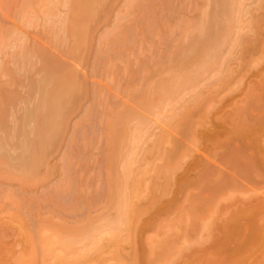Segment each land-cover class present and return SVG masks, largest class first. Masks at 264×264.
<instances>
[{"label":"rangeland","instance_id":"1","mask_svg":"<svg viewBox=\"0 0 264 264\" xmlns=\"http://www.w3.org/2000/svg\"><path fill=\"white\" fill-rule=\"evenodd\" d=\"M36 1L37 0H31V1L30 0H0V48L3 46V49L2 48L0 49V52L3 53V54L0 53V64H1L0 68H1V70L5 69V70H3V73L0 72V85L2 87V83L4 84L6 81H7V83L9 82V86L12 87L9 90L11 92H14V93L17 92V91H18V93L20 92V94H18V96H19L18 99H20V100H22L24 98V95H25V99H23V101L24 100H27L28 103H29V101H31L32 103H35V101L32 98V96L34 97L35 94L37 96V93H36L37 91H33V89H32L33 87H31V85H32V83L39 84L41 82V78H42L41 77V74L44 73L43 71H45V70H42V68H41V72L42 73L40 74V70L39 69L42 66L41 65L42 61L41 62L39 61L40 60V57L38 58V56L41 53L38 54L39 52H37L38 56L36 54V55H34L35 57H33V51H34V54H35V50L34 49H36V51H37V48H38L37 46L38 45L40 46V44H42L41 47H44V48H42V50L41 49H39V50L43 51V53L45 55L43 57H41V60H45L44 59L45 57H48L47 59H49L50 57L52 58V56H54L53 57V60L55 58V62L58 63V61H56V59H57L56 56L58 57L59 62H60V60L64 62L66 60V58L63 57V56L66 55V57H68V55L70 54L68 52V50L70 49L69 47H71L72 44H73V38H72V41H71V37L72 36L69 33V31L67 30L69 28L68 26H69V23L70 22H68V23L66 22V25H64V26L67 27V28H65L66 29V31H65L66 33L63 31V33H65V34H63V36H62L63 37L62 39L64 41L62 43L65 44L66 43L65 42L66 40L68 41V43H67V45L66 44L65 45L63 44L62 45L63 48L62 47L61 48H62V51L63 52H68L69 54L67 55L66 53H63L64 55L63 54L61 55L62 52H60V55L62 57L59 56L58 49L56 47L57 53H58L56 55V53H55L54 50H56L55 49V45H56V41L57 40L55 41V44L54 45L52 44L53 41H51V42L50 41H47L48 39L51 40V36H50L51 33H49V34L47 33L51 29L49 30V27H48L49 24H48V22L45 21V20H47V17H50V16H51L50 17V20H54L55 21V25H57L56 24V21L58 23L60 20H62V23H63L67 19V17H69V19H67V21L70 20V14L68 16V13H67V11L68 12H69V10L71 11V7H69L70 5L67 4V6H64L66 3H64L62 1H65V0H60V2H58L59 4L58 3H57L58 5L56 4L57 6L54 4L55 5V8L54 7L53 8L56 11L53 10V12L51 13V15H48L47 16L48 13H47V11H46V9L44 7L45 6L44 5V2L45 1L44 0H39L37 2ZM42 1H44L43 2V5L40 3ZM127 1L128 0H115V2L113 3L114 5L111 6L112 8L110 7L109 9L102 11L103 15L100 16L102 20H100L99 23L97 22L98 24L96 23L95 27H94V24L95 23H93V27H94L93 29H92V24H91V26H90V34L91 35L89 34L88 37H89V39L91 38V40H92L91 41L92 43L89 41L90 42V48L92 50L90 48H89L88 51L86 50L89 47V44H87L88 47H86L84 50H82L84 56L86 54V58L84 57V59L86 60V63H85V60L84 59L83 60L81 59L83 56L80 57V58H78L80 60L79 62H81V60H82V63L84 65L82 63L81 64L83 65L84 68L81 67L82 65L80 66V64H77V67L78 68L76 67V69H75L76 72H77V69H78L77 74H78V76L81 77V78L80 77L79 78L83 80V81L82 80L81 81L84 82L86 86L92 85L93 83H94L93 85L96 84L95 85L96 87H97V85L100 86V88H99V86H98V88L101 89V90H103L104 96L106 97L105 104L107 103V100H108L107 105H108V108L109 109H110L111 104L113 106H115L119 110H120L121 106H123L122 107V110H123L124 105H125V107H128L129 106V108L134 107L135 106L134 104L131 105V103H132V100L131 99H129V103L128 102L125 103L126 101H128L127 99H124L125 97L127 98V96L125 95L123 97L122 94H124V93H121L122 90L124 89L123 87L124 86L127 87V83L129 82V78H127V77H129V74L130 73L132 74V73L136 72L137 69H139L141 67L140 65H142L143 62L145 63V59L147 57H149L147 59H150V57H151V59L149 60V62L151 61L150 62V66H152L151 65L152 62H155V63H152V64H156V62H158V61L160 62L161 61L160 59L162 58L161 55H163V54L165 55L169 51V49H171V47L173 48V46L175 47L176 45L179 44L178 43L179 41H177V40L179 38L181 39V37H182L181 36L182 33H181V30L180 29L178 31L177 30L174 31L175 34L171 35L173 37V38H171L172 40L173 39L175 40V38H176L175 41L173 40V43L171 44L172 46L169 45L171 43V41L164 44V40L162 38H159L160 36L163 35L162 32H163V30L165 28L164 26H165L166 23H168L169 26L170 25H172V26L173 25H177V23H179L180 21L181 22H185V21L186 22L187 21L191 22L192 21V22H196V23H197V21H199V22H202V24H203L204 20H207V18L210 17L209 12H211L212 13L211 16L214 17V14H213L214 11L212 10L214 8V6H215V9H214L215 12H216V8H217V10L219 12V10H220L219 9V6H221L220 7L221 8V11L220 12H222V11L224 12V10H227L225 12H228V10L229 11L232 10V9H229L230 6H231V4H233V5L235 4V7L237 6L236 7L237 9L238 8H242L244 10V7H245V10L246 11L248 10V12H247L248 15L247 14L246 15L243 14L244 12H242L241 9L240 10L238 9V12H236L237 9L235 7L233 8L231 6L234 9V13L233 12H229V14H227V15L232 16V18H234V20L232 19L234 21L233 27L234 28L236 27V29H234L233 27L230 29L231 26L228 29L226 27L227 25L222 24L224 17L226 19V13L224 14L222 12V14H220V13L217 12L218 13L217 15L220 14L219 15L220 18H218V16L216 15V18H213V19H217V20L220 19V20H222V22L220 21L221 23L218 21L219 23L217 24L218 26H216V27L219 28L220 27L219 24H222V27L224 25L227 28V29L226 28H224V29L225 30H228V32L226 31L228 34L225 33L227 36L229 35V37H226V42H228V44L225 41H221L220 42L221 47L219 46L220 48L219 47L217 48L218 51L217 50L214 51V55H215V52H218L216 54V55L219 54L218 57H216V55H215L216 59L214 57V61L211 60V62H210V60L209 61L207 60L209 63H206L205 62L207 64L206 67H208V69L203 65V68H201V72L200 73H201V75L202 74H204V75L201 76L199 74V77L197 78V81H196V78H194V81H193L192 84H190V86L188 85L187 88L185 87V88L179 90L178 92H176L174 95L169 96L168 97V99H169L168 102L165 101V99H167V98L164 99L165 102L163 101V99L162 100H156L155 101L154 107L156 106L157 109L154 108L153 111L155 112V110H156V111L160 112L161 115H163L162 117H164L166 119V123L165 124L162 123L163 121L162 122L159 121L160 119L157 118V115L156 114L154 116L153 115H150V114H146V116L143 117L144 120L143 121L142 120L140 121L142 123V122H144L146 120L145 121L146 124H144V125L141 124L143 127L148 124L145 127V129H144L145 132H147L146 131L147 128H149V129H148V133H146L147 135L145 134V132H144V135H142V138H141L142 140L141 141L143 142V140H144V142L143 143H140V144H142L141 145L142 146L141 149L138 150V148H136L138 145H140L137 141H136L137 143H135V145L132 143L133 146H135L133 148V150H135V149L137 150V151L135 150L136 151L135 153L137 154L138 151H139V154H140V155L139 154L138 155H135V158L136 159H135V163H134L135 165L137 164V167H138L137 169H139L138 171H140V170L142 171L144 169L147 170L145 168L146 166H147L148 170H150L151 167L153 168L157 164L158 165L161 164V163H162L161 165H163V163L165 164V162H163V160L158 159L159 160L158 161L156 159L159 156L157 155L158 153H157L156 148H155L156 146L154 147V145L156 143V140L161 135H163V134H165V135L167 134L166 136L168 138L169 137H172V138H170L171 141L169 140L170 143L168 142L169 145L168 144L165 145V149L168 148L166 150H167V152L169 151L170 155L173 156L174 161H169L168 164H166L167 166H171V168H169V170L170 169L173 170V171H170L171 172V175L169 174V171H168V174L171 177L168 175V177L166 176L167 179L165 178L168 181L167 184L170 183V185H167V184L166 185H163V183H166L167 181L162 182L163 179L160 181V178H162V177L157 178V179H159L157 181V182H159V185H158L159 186V189H157L158 188V186H157L156 189H154V190H157V191L154 192L152 190L153 192L152 191L149 192L150 193L149 196H151L152 194L154 195V196L153 195L151 196V199L148 196L149 193L146 194V191L147 190L149 191L151 189L144 190L145 191V192L143 191L145 193L144 196L142 194V196L138 197V199L140 198L139 200L141 202L139 200H138L139 201L138 202L135 199L136 200L135 203L137 202L136 206L137 207L139 206L140 209L142 210V212H141V214H139L140 216H137V220L134 221L133 232H132L133 234L131 233L132 236L130 237L131 241H127V242L120 243V244H115L114 241L112 242V239L109 236V234H110L109 233L110 225L112 227V225H113L112 222L114 220H117V218L119 217L118 216L119 214H118L117 210L115 208H113V207H110L107 204L106 201L99 199L100 196H101L99 193L101 191L102 192L103 191L104 192L106 191L105 189H106L107 183H108V181L106 183V180L108 179V175L105 174L106 171H104V170H107V168H106L107 167L106 166L107 165V161H106V156H107L106 154L107 153L106 152H108V149L106 150L107 144L105 142V136H104L105 135V132L104 131H106L105 130L106 124L105 123H102L101 118H99L100 121H98V122H97L98 118L97 119L95 118V116H97L96 114H98V113L99 114H98L97 117H100V114L101 115H104L105 111H107V109L105 110V107L107 108V106L104 104L105 105L104 107L103 106L100 107L101 110L99 108V112H98V108L95 110V112H94V110H92L94 112L93 116L94 115L95 116L94 117L92 115L90 116L91 109H92V106H93L94 96L91 95L90 92H89L90 95H87L88 94V91H87L86 92L87 94H85L84 96H81L82 98L81 97L79 98L80 103L76 104V102H78V99H74L76 102L75 101H72L70 103L71 105L70 104L68 105L69 106L68 109L71 108V110L70 111L67 110V112H68V113L66 112V114H68L67 115L68 117L66 116L67 117V120L65 121V123H63L65 125L62 124L63 125L62 126L63 128L62 127L60 128V131L61 132L64 131L62 133L63 135H60L61 132H59V134H58L59 135V138H56V139L59 140V141L57 140L58 143H56V145L54 146L55 143L53 141L52 147H51V144H52L51 143L49 145V147L47 148V149H49L51 147L48 151H46L47 156L45 155L46 157L44 158V160L47 158L46 159L47 161L46 160L43 161V163L45 162L46 164H44V166L42 165L43 167L40 168L42 170H40V176H38V177H41V178L36 183V184H38L39 187H36V185L34 187V184L35 183L33 185H29L26 182H24L23 180L16 179V178H14V179L12 178L13 180L11 181L9 179V175L7 174V172L4 169L1 170L2 168H0V264H18L20 262H22L20 264H24L25 263L24 261H26L27 258L29 259L30 251L33 250V249H28V245L30 246L29 248H31L32 246H33L32 248H34L35 245L38 244L37 243L38 240L36 242L37 244H35V245L33 244L34 239H32V237H30L32 239V241L30 239V241H31L30 242L28 240L29 239V235L30 236L31 235H34V234L36 235L37 234L36 233L37 230H38V233H39L41 229H37V226L39 228L40 225H43L44 222H45L44 220H47V219H50L51 220L52 219L54 222L56 221L55 225H60L62 223V225H65L66 227L68 226L67 227V229H68L69 227L73 228V224H75V226H76V224H78L79 220L82 221V223H84V222L86 223L85 217H87V216H88L87 217L88 219L87 218L86 219L87 220L90 219L89 222H93V224H94V221H95V223H96L95 225H98V227H96L94 225L96 227L95 236H98V239L100 238V240H99L100 242H99V245H98L97 250H93L89 254L88 260H87V262H89V263L86 262V264H122V263L123 264L124 263L125 264H133V263L134 264H149V262H148L149 252L148 251H150V245H148L149 246L148 247L146 243L149 240L154 241L155 239L158 240V241H160V242H162L164 240H168L169 241V239H167V236H166V235L169 234V232L165 235V233L167 231H163L162 226L159 225V223L160 224L163 223V222L166 223L167 221L168 222H171V220H173L174 222H171L169 224V225H171L172 223H175L178 219H180V216L182 214L180 216H179V214L180 213H183L184 211L187 212L185 214L188 215V217H189L188 220L190 222V223L188 222L187 225H186V221L184 222L185 225H186V227L184 229V232H183V229H182L183 226H184V224L183 225L181 224L182 227H179L180 224H177L176 223V225H173V227H171L170 230L171 231H175L176 233H178L179 230L181 231V229H182V231L180 233L181 236H182L181 239L182 238H184V239L186 238L187 239V240L186 239L185 240L182 239L187 244V246L185 245V247H184V245L182 244L184 242H182V240L179 238L180 241H181L179 243L178 242L179 239H178V241H177L178 244L179 245L182 244L183 247H184L183 250L179 251L181 253L180 255L182 257L178 253L179 256L177 255V257L175 259H173L176 256L175 255L172 258L173 261L172 262L169 261L170 264L171 263H173V264H190L189 262H192L193 264H195V263L196 264H200V262H201V264H202V262L204 264H205V262H207V264H210V263L211 264H213V263L214 264H230V263L231 264H264V238H261V237H264V156H263L264 155L263 154L264 153V104H262V103H264V47H263L264 46V0H242L243 2L242 1L239 2L240 0H207V1L206 0H196V1L195 0H186L185 1L186 2L185 3V7H181L182 6V3H180V5H179V3H175V1H176L175 0L173 2L175 3V5L178 4V5H176L177 10H178V8L181 9L180 11L178 10V12L175 14L176 16L179 15L178 17H176L174 15H173L174 17H172L171 16L172 13L169 14L168 13L169 11L167 9H161V7H159L158 9H156L157 10V14L160 17L162 16L163 19H164L163 21H165V24L163 25V21L161 22V19L159 18V21L162 23L163 29H162V26L159 27L158 28V32L160 30L159 33L162 34V35H159V33L157 32L158 33V36L157 37H153L151 34L145 33L143 30H139V32H138L139 33V36L138 37H140V39H141L144 36L141 39L142 41H141L140 46L139 45L137 46V48L139 47L140 49L138 48V50H137L136 47H135L134 49H132L131 51H129L128 53H126L129 56L128 57H125V58H128V60H130V58H131V60L128 61L127 64L124 63L125 61L122 62V63H121V61L117 63L119 65V67L117 65V67L119 68L118 70H121V71H124L125 70L124 72L126 73V71H127V73L126 74H123L124 72H122L121 77H119L120 75L118 77H115L113 79L115 81L114 82L112 81L113 84L110 85V83H112V82L110 80H109V82L107 80L105 82V77L104 78L103 77L101 78V79H103V81L101 79H99V77H101L103 75L101 74V72L98 69H97L98 70V73H96L95 72V70H96L95 68H98V67L97 66L95 67L93 65H94L95 62H97V60L99 58L98 56L100 55L99 52L102 50V45L104 44V31H105V33H108V31L111 30V28L113 29V26L116 23V21H113V20L114 19L116 20L117 17H118V15L119 16H122V14H124V11L126 9V3H127ZM176 2H182V0H178ZM61 3H64V5L61 4ZM174 3H173V6H174ZM41 5H42V7H41ZM239 5H241V7ZM212 6H213V8H212ZM121 7H123L124 9L121 8ZM190 7L193 10L190 9ZM197 7H199V8H197ZM201 8H203V9H201ZM39 9H40V11H39ZM66 9H67V11H66ZM187 9H188V11H187ZM209 10H211V11H209ZM22 12H23V14H22ZM30 12H32V13H30ZM33 12H35V14ZM42 12H44V14H46L47 17H45V15ZM203 12H205V13L207 12V14H205V16L202 18V15H204V14H202ZM70 13L72 14V11ZM230 13H232V14H230ZM238 13H240V14H238ZM27 14H28L29 17H27ZM208 14H209V16H208ZM223 14H224V16H223ZM236 14H238V15H236ZM241 14H242V16H241ZM35 15L37 17H35ZM52 15L53 16H56L57 15V16L52 18ZM105 15H106V17H105ZM158 16H157V19H158ZM206 16H208V17L205 18ZM239 16H240L241 19L239 18ZM44 17L46 19H44ZM199 17H200V19H199ZM212 17H211V19H212ZM26 18H27V20H26ZM36 18H37V20H36ZM64 18H65V20H64ZM186 18L188 20H186ZM201 19H202V21H201ZM213 19L211 21H213ZM227 19H228V17H227ZM242 19L244 20V22H243ZM33 20H35L36 23ZM208 20L205 22L206 25L208 23ZM229 20H231V17H230ZM255 20H257V22L259 23V24L257 23L259 25V26H257L258 27L257 30H255L256 27H253L254 30L252 29V24L254 26L256 25L254 23ZM54 21L51 22V23H54ZM211 21H210V23H211ZM236 21H237V23H235ZM245 22H246V25H244ZM46 23L48 24V26H47ZM196 23L195 24L192 23V24L193 25H196ZM231 23L229 24V22H228L229 25H231ZM67 24H68V26H67ZM239 24L242 25V26H240ZM45 25H46V27H43ZM55 25H53L52 28ZM58 25L56 26L55 30H57V31H58V29H59V31H60V29L62 30V28H59V26L62 25V24H60L59 26ZM211 25H213V24L211 23ZM247 25H249V26L251 25L250 27H251V30H253V31H251V30L248 31L250 29V27H247ZM64 26L62 25L63 29H64ZM211 27H213V26H211ZM47 28H48V31H47ZM218 28H215L216 31L218 30ZM224 29L221 28V31H219V33L222 32V30L225 31ZM233 29H234V31H233ZM55 30L53 31V35L57 36V38L60 39L62 33H60V34L58 33V35L60 36V37H58V35H56ZM91 30H92V32H91ZM235 30H237L236 31V35H237L236 37H235ZM141 31H143V32H141ZM238 31H240V32L238 33ZM51 32H52V30H51ZM178 32H180V33H178ZM229 32H231V33H229ZM233 32H234V34H233ZM46 33H47L48 36H46ZM179 34H181V35H179ZM221 34L223 35V33H221ZM238 34H240V35H238ZM15 37H17V39ZM147 37H149V38L151 37L149 39V41H148V38ZM53 38H54V36H53ZM69 38H70V40H69ZM228 38L230 40H231V38H233L232 39L233 41L232 40L229 41ZM239 38H240V40H239ZM19 39H20V41H18ZM59 39H58V41H60ZM89 39H87V41ZM153 39H156V40H153ZM157 39H158V41L160 39H162V40H160L161 43H160V41L158 43H156ZM206 39L207 38H205L204 41L202 40V42H206ZM234 39L239 40V41H237L238 43L235 42ZM26 40H27V42H26ZM69 41H70V44H69ZM100 41L102 43H100ZM25 42L27 43V45L30 48L34 46L33 47V50L31 49L32 53L28 52L29 47H26L25 46L26 49H27L26 50L27 51L26 53H25V49L23 50L22 44H25ZM48 42L51 43V44H49ZM175 42H177L178 44H176ZM181 42H180V47L182 45ZM6 43H7V45H6ZM184 43H185V46H186L187 45L186 41H184ZM229 43H230V45H229ZM231 43L234 44V47H233V44H231ZM242 43H243L244 46L242 45ZM188 44H189V42H188ZM235 44H237V45H235ZM13 45H14V47H13ZM227 45H229V46H227ZM52 46H54V48H51ZM60 46L61 45L59 44L58 47H60ZM100 46H101V49H100ZM144 46H146V47H144ZM103 47H104V45H103ZM176 47H179V45L176 46ZM64 48H65V50H64ZM144 48L147 49V50H145ZM183 48H184V46H183ZM52 50L54 51V53H51V52H53ZM95 50L97 51L96 53H95ZM98 50H100V51H98ZM172 50L173 49H171V51ZM59 51H60V48H59ZM227 52H229V54ZM14 53H16V54L13 56ZM93 53H94V55H93ZM18 54L20 55V57L18 56ZM25 54H26L25 57L27 58L28 62H27L26 58H23V55H25ZM95 54L96 55L99 54V55L96 56ZM146 54H147V56H146ZM212 54H213V52H212ZM154 55H156L157 58ZM41 56H42V54H41ZM78 56H80V55H78ZM153 56H154V58H152ZM158 56L161 57V58L159 59ZM36 57H37V59H36ZM59 57H60V59H59ZM133 57H135V58H133ZM62 58H64V59L62 60ZM73 58H74V60L71 59V62L73 64H71L70 58L69 59L67 58V62L66 61L64 63L60 62V65L62 63V65L64 64L63 65V68H66V67L67 68H73V67L75 68L76 62L78 61V59H77V56H76L77 61H76V59H75L74 56H73ZM94 58H95V61H93ZM47 59H46V61H47ZM157 59H159V60L157 61ZM223 59H224L225 62L223 61ZM90 60H91V62H90ZM46 61H44V63ZM215 61H217L219 63V65ZM139 62H141V63L138 64ZM15 63H17L18 65L15 64ZM65 63H66V66H65ZM91 63H92V65H91ZM58 64H56V65H58ZM121 64H122V66H121ZM130 64L132 65V67L129 68V66H131ZM213 64H215V65H213ZM224 64H225V66H224ZM53 65H54V63H53ZM165 65H167V64H165ZM210 65H211V67H210ZM46 66H43V69ZM157 66L158 67L159 66L161 67L160 64H157ZM157 66L155 65V67H152L151 69L152 70H155V73H157V76L159 75L158 76V79L159 80L161 78H163V77L165 78L167 76L166 73L168 71L170 72V69L172 70L173 67H174L173 65H170L169 68L171 66H173V67L170 68V69H168V67H167V69H168V71H167L166 67L162 66L165 69L161 67L163 70L162 71H159V70H161V68L158 70ZM214 66H215V68H214ZM218 66L220 68H218ZM14 67H15V69H18V68L20 69V70L18 69L17 72H15L16 70H14L15 73L18 74V73L21 72V70H22V74L25 75V73H26V75L23 76V79L26 82V84L24 82L25 85L23 83L20 84V82H18V83L15 84V83H12V80H10L12 77L10 78L9 74L11 72H13ZM28 67H30V69H31L30 71H28ZM120 67L121 68L123 67L124 69L122 68L123 69L122 70V69H120ZM11 68H13L12 71H10ZM58 68L60 69L61 67L60 66H57L56 70ZM81 68H83V69H81ZM126 68H127V70H126ZM156 68H157V70L159 72L156 70ZM204 68L207 69L206 72H205V69ZM202 69H204L203 73H202ZM80 70H81V72H80ZM132 70H134V71L132 72ZM165 70L167 72H165ZM54 71H55V69H54ZM93 71L95 72V74H94ZM216 71L217 72H220V73H218V76L216 74ZM6 72H7V75H4V73L6 74ZM46 72H47V70H46ZM56 72L57 71H55L53 73L55 76H57V74H55ZM99 72H100L101 75L99 74ZM152 72H153L152 73V76H153L155 73H154V71H152ZM1 74H2V76H4V78H2ZM31 74H34V75H31ZM88 74H90V75H88ZM162 74L163 75L165 74V75L162 76ZM219 74H222V75L219 76ZM18 75H20V74H18ZM18 75H17V77H18ZM155 76H156V74H155ZM157 76H156V78H157ZM34 78H35V80H34ZM36 78H39V81L40 82H37L38 79L36 80ZM86 78H88L87 80H89L92 84L90 82L86 81ZM158 79H156V80H158ZM42 80H44V79L42 78ZM154 80H155V78H154ZM10 81H11V84L12 85L10 84ZM22 81L23 80L21 79V82ZM94 81H96V82H94ZM137 81H138V83L136 82V84H135L136 88H141L142 87V84L141 83H143L142 82V79L141 80L139 79ZM107 82L109 83V85H108ZM114 83H116V85H114ZM27 84H28V86L30 85L32 92H31L30 88H28ZM13 85H14V87H13ZM20 85H22V88H20L21 87ZM15 86H16V88H15ZM18 86H20V87H18ZM110 86H114V87L115 86L116 87L118 86L119 88L121 87L120 89L118 88L120 90V91H118L119 94L116 92L117 91L116 90L117 89L116 87H115V89H112V87L109 88ZM4 87H5V84H4ZM4 87H2L0 89H4ZM189 87H190V89H191V87L192 88L194 87L195 89L193 88L194 90H192V89L190 90ZM14 88H15V90H14ZM109 89H112L113 91H110ZM190 91H191V93H190ZM33 92H35V94ZM31 93H33L34 95L33 94L31 95ZM105 93H107V94H105ZM184 93L187 94L188 97ZM200 93H201V98H200ZM16 95H17V93H16ZM107 95H108V97H107ZM20 96H22L23 98H20ZM85 96H87V97H85ZM251 96L254 99H252ZM28 97H29V100H28ZM198 97H199L198 100L199 101L201 100L200 102L198 100L196 101V99ZM18 99L16 98V103H17V100ZM169 101H171V102H169ZM257 101H259V102H257ZM31 102H30V105H31ZM109 102H110V104H109ZM156 102L157 103L159 102L158 105L161 104V102L164 105L163 106H161V105L158 106ZM192 102H193V105H191ZM198 102H199V104H198ZM250 102H252V104ZM16 103L15 104L14 103H11V104H14V105H12V107H10V104H9L8 107H10L11 110H9L10 108H7V110L9 112H7V115H6V112H5L4 116H6V119L4 118L5 121L3 122L2 127L0 128V133H1L0 134V142H2L0 144L2 145V147H4L5 145H7L5 147L6 150H7V148H8V150L10 149L9 151L7 150V152L9 154H14V155L16 154V152H18V153L20 152L19 151V148H18L19 146L17 145L18 150H16L15 148H13L14 145H12L13 146L12 147L13 150H12V148H9L11 146L10 141L12 143L16 144L15 141L21 136L17 127L20 126V123L22 122V119H21V121L19 120V124L17 123V127L16 126L14 127V125H16V122H14V120L16 121V118H17L16 116H20L18 113L22 114V116L24 117L28 113L27 110L31 109V108H29L30 105H29V107L26 106V103L27 102L26 103L23 102L22 104H24L26 106V109H27V107L29 108V109L26 110L27 111V113H26V111L24 110L25 109L24 108V105H21V104L18 105ZM28 103H27V105H28ZM114 103H117V104H114ZM15 105H17V107H15ZM167 105H168V108H165L164 106H167ZM187 105H189L190 107L192 106L193 108L192 109L190 107L188 108ZM13 106L15 108H13ZM87 106L89 108L88 110H87ZM196 106L197 107L199 106L198 108H200L201 110L200 109L197 110V107ZM115 107H113V108H115ZM186 107H187V109H189V112L188 111L185 112ZM94 108H95V106H94ZM158 108L159 109L160 108H163V110H159ZM176 108H177V110H176ZM241 108H243L244 111ZM256 108H258L259 110L258 109L256 110ZM111 109H112V106H111ZM178 109H180L181 111L179 110L180 111L179 112ZM0 110H1V108H0ZM14 110H15V112H13ZM124 110L126 111V108ZM88 111H89V113H88ZM153 111L150 112V113L151 114L154 113ZM176 111H177L178 115H177ZM84 112H85V114H84ZM115 112H117V111H115ZM23 113H24V115H23ZM86 113H87V115L89 114L88 116H90L91 118H89L90 120H88L89 122L87 121V124H83V123H86L85 122V120H86L85 118L86 117L88 118V116H86ZM179 113H182L180 115L179 120H178V122L181 123V124H178L177 125L176 124L177 123V119L176 118H178ZM192 113H193V116H192ZM1 114H3V111L2 110L0 111V115ZM8 114H9V117H8ZM183 115H185L186 117L184 118ZM190 115H191V117H190ZM148 116H150V117H148ZM175 116H177V117H175ZM10 118H11V120H9ZM20 118H21V116H20ZM149 118H152V120L150 121ZM189 118H191L190 119V122L188 121ZM148 119H149V121H148ZM165 119H163V120L165 121ZM175 119H176V121H175ZM235 120L238 123H235ZM231 121H233V122H231ZM13 122H14V125H13ZM79 122H81L80 123V126H82L81 128L78 125ZM133 122L135 124V121H133ZM6 123H8V126L6 125ZM131 124H133V123H131ZM166 124H168V125H166ZM139 125H137L136 127L137 128L142 127V126H139ZM176 125L179 126L178 129H177V126ZM185 125H186V128L188 127V130L185 128ZM9 126H10V128H9ZM103 126H104V128H103ZM134 126H133V128H134ZM5 127H7V128H5ZM85 127H87V129L89 128L90 130L88 129V131H87ZM255 127H257V128H255ZM8 128H9V130L12 129L13 132H15L14 129L15 130L17 129L16 130V133H14V134H16V135L19 134V137L17 138V136L14 135L13 132H12L13 135H11L10 132H9L8 135H6L5 134V131L7 129V132H8ZM137 128H135V129H137ZM180 129L181 130L183 129L182 130L183 133L181 132ZM75 130H76V132H75ZM166 130L169 131V132L167 133ZM235 130H236V132H235ZM2 131H4V132H2ZM252 131H254V132H252ZM81 132H82V134H81ZM83 132H85V133H83ZM256 132L258 133V135L255 134ZM77 133H79V135ZM86 133H88L89 135H87ZM142 133L143 132H141V134ZM185 133H186V135H185ZM242 133H243V135H242ZM168 134H170V135L168 136ZM244 134H246L245 135V138H244ZM183 135H185V136H183ZM241 135H242V137H241ZM256 135H257V137H255ZM5 136H8V137L10 136L9 138H7V140L10 139V138H12L13 136H16V137H14L15 141H14V139L8 140V142L10 143V146H9L8 143H7V141L5 142L4 139H3V137H5ZM75 136H76L77 140L80 141V144L81 145H82V143L84 144V142L86 141L87 143L86 142L85 143L87 145H89L90 149L85 144H84V146L83 145L81 146L82 147V150H81V147H80V149H79V147L77 149L75 145L79 146L80 144L78 145L77 140H75ZM83 136H84V138H83L84 140L82 138H80V137H83ZM92 136L94 138H92ZM97 137H99L100 140ZM246 137H248V138H246ZM253 137H255L257 140L253 139ZM21 138L23 139L22 136H21ZM91 138H92V140H91ZM249 138H250V140H249ZM22 139H21V141H22ZM71 139H73V140H71ZM80 139L83 140V142H81ZM251 139H253V140L251 141ZM241 140H242V142H241ZM258 140H259V142H258ZM3 141L5 142V144L3 143ZM18 141L19 140H17V143H20ZM57 141H55V142H57ZM247 141L249 143H247ZM72 142H75V143H73L74 146L71 145ZM76 142H77V144H76ZM93 142H95V143H93ZM148 142H149V144H148ZM150 142H151V144H150ZM213 142H214V144H213ZM216 142H219L221 144V146L218 144V147H217L216 146ZM99 143H101V144L99 145ZM127 145L130 147L131 143L130 144L127 143ZM215 146H216V148H215ZM251 146L253 148H251ZM127 147H125L124 150L126 149L128 151V148L129 147L128 148ZM132 147H130V149H129L131 152H133L131 150ZM73 148H74V150H73ZM76 149H77V151L79 153L76 152ZM152 149H153V152H151ZM213 149H214V151H212ZM11 150L14 151V152H11ZM183 150H185V151H183ZM242 150L243 151L245 150L246 153L244 152L245 153L244 154L243 152H241ZM146 151L149 152L148 155H147V152ZM154 151H156V152L154 153ZM80 153H81V155H80ZM150 153H152V154L154 153L155 156L154 155H150ZM260 153L262 155H260ZM84 154H85V156H84ZM212 154H214V156H211ZM257 154H258V156H257ZM65 155H66V157L67 156L68 157H71L70 158L71 160L73 158L74 159L71 161L70 159L65 158L64 157ZM77 155H78V157H76ZM255 155H256V157H255ZM13 156L11 155L10 157L13 160L16 161V159L18 157V154H16L17 157L14 156V158H13ZM137 156H138V158H137ZM260 156H262L263 159ZM62 157H64V158H62ZM229 158H230V160H229ZM65 159L66 160H70V162L73 163L72 164L73 165V169L75 170L74 173H76L77 175L79 174L78 176L72 175V177L73 176L74 177H77L76 178L77 180L75 179L76 182L78 181L76 185H78L81 182V184H84V187L86 188L85 189L83 186H78L76 188V190H75V188L72 189V187L75 184L74 185L72 184L73 186L71 187V193H73V195H71L69 193L67 196L60 197L61 199H59L60 202H62V200H63V204L66 205V206H71L72 205L74 207H78L79 206V202H80V206L83 204L82 206H84V207L82 208V211H80V212H77L76 211L74 214L71 213V212L65 211V210H62V211H64L63 214H62L61 213V209H58V212L56 213V209H55V212H54V211H52V209L50 210V208H49V204H50L49 201L50 200L52 201L54 199L56 200V198H55V196L53 194L54 189L56 190L57 189V186H60L63 183L62 182L63 180L65 181V179H66V176L65 175L69 173V172L67 173V171H66V174H65V169H64V167L66 168V166L64 165L65 162H66V165L69 166L68 165L69 163H67V161ZM233 159H236V160H233ZM63 160H65V162H63ZM155 160L157 161V163L155 162ZM79 161H81V162H79ZM147 161L148 162L152 161V162L148 163ZM122 162H123V160H120L117 163L119 170L121 169L120 167L123 164ZM153 162L156 163V165ZM229 162H230L229 166L228 165H225V167L228 166L227 168H225L224 167V164L225 163L228 164ZM176 163H178V164H176ZM222 163H223V166H222ZM231 163H233V164L231 165ZM238 164H241L242 165V166L240 165V167L242 169L241 168H238L239 166L238 167L235 166V165H238ZM91 165H93V166H91ZM175 165H176V167H175ZM61 167L63 168V170H62ZM77 167H79V168H77ZM86 167H87V169H86ZM134 167H136V166H133V168ZM245 167L248 168V172H247V169ZM44 169H46L47 171H45ZM137 169L135 168V171ZM174 169H175L176 172L174 171ZM218 169H219V171H217ZM152 170L153 169H151L149 172H151ZM241 170H243V171H241ZM44 171L47 172V173H45ZM76 171L77 172L79 171V172L77 173ZM138 171H136V172L138 173ZM154 171H152V175L149 174V173L147 175V184L148 185H151V184H153V183L156 182V181L155 182H152L155 179H151V178L154 177L153 176ZM173 172H174V174H173ZM233 172L234 173L236 172V174H233ZM4 173H5V175L3 176ZM7 175H8V177H7ZM150 175L153 176V177H151ZM238 175H239V177H238ZM1 176H3V177H1ZM74 177H73V179H74ZM88 177H90V181H89V178ZM240 178H242V179H240ZM172 179H173V181H172ZM234 180H235V182H233ZM40 182L43 183V184H41ZM231 182H233V184ZM72 183H74V182H72ZM201 183H202V185H201ZM76 185H75V187H76ZM88 185H89V187H87ZM160 185L161 186L163 185V186L161 187ZM95 188H97V189H95ZM205 188H207V189H205ZM99 189H101V190H99ZM162 190L163 191L165 190V191L163 192ZM197 190L199 191V193L197 192ZM217 190H219V192ZM81 192H82V195H81ZM158 192H161V194L158 193ZM14 193H16V194L14 195ZM49 193L51 194V198H50V194ZM47 194H48V196H47ZM155 194H156V196H155ZM199 194L201 195V197H200ZM160 195H162V197ZM78 196H79L80 199H78ZM86 196H87V198H86ZM186 196H187V198H186ZM34 197L36 198V200H35ZM85 198H86L87 202H86ZM92 198H94V200ZM141 198L143 200H141ZM91 200H93V205H92V201ZM97 200L100 203L99 202L96 203ZM94 201H95V203H94ZM196 201H197L198 204H196ZM42 202L43 203L45 202L44 205H43ZM47 202H48V204H47ZM30 204L31 205L33 204V205L30 206ZM76 204H78V206ZM19 206H20V208H19ZM260 206H261V208H260ZM31 207H34V209L31 208ZM51 207H52V202H51ZM213 207L215 208V210H213L214 209ZM194 208L199 209V210H196V213H198V215H199V217L198 216L196 217L197 219L194 218L193 215L191 217V214L193 213L192 210ZM254 208H256V209H254ZM16 209H17V211H16ZM19 209H20V212H19ZM29 209H31V210H29ZM36 209L38 211H40L39 212L40 214L38 213V211ZM47 209H48L50 215L48 214ZM79 209L81 210V208H79ZM243 209L247 210V213H244L243 212L244 211ZM53 210H54V208H53ZM90 210H92V212ZM180 210H182V212ZM237 210L238 211L240 210L239 211L240 213L243 210L242 211L243 212V217L245 216V218H243L242 216L238 215L239 213H238ZM248 211H249V213H248ZM204 212H206V213L204 214ZM8 213H10V214H8ZM143 213H144V215H143ZM213 213H214V217L212 218ZM215 213H218V214H215ZM20 214H23V215H21V216L24 217L23 221L21 220L20 217H17ZM28 214H29V216H28ZM42 214H44V215L42 216ZM14 215H16V216H14ZM51 215H53V216H51ZM85 215H87V216H85ZM215 215H216V218H215ZM114 216H116V217H114ZM173 216H174V218H173ZM235 216L236 217L238 216V219H237L238 222H237V220L235 222V223H238V224H236L238 226H236L234 224V222H233L234 221L233 219H236V218H234ZM111 217H112V219H111ZM100 218L102 220L103 219L106 220V224L107 223L108 224L110 223V222H108V219L107 218H109V220L111 219V221H112L111 224H109V225L107 224L109 226L108 227L109 229H107V228L104 227L106 224H104V226L101 227V229H100V223H99L101 221ZM171 218H173V219H171ZM207 218H209L211 220L212 224H213V225L210 224L209 227L211 225L214 226V227L208 228L210 231L213 230L212 232H210V231L208 232L209 235L212 237L211 238L212 240H209L210 239V236L207 235L208 233L206 232L205 229H204V231L206 232L205 234H204V231H202L203 229L202 230H199L201 228H204L203 222L206 223V219ZM249 218H251L250 221H249ZM97 219L99 220V222H98ZM135 219H136V217H135ZM209 219H207V221ZM15 220H17L18 222L17 221L14 222ZM19 220H21V221H19ZM50 220H48V221H50ZM210 220L207 222V224L210 222ZM229 220L230 221L232 220L233 223H231ZM196 221H198V223ZM68 222H70L71 224H69ZM101 222H103V221H101ZM229 222H230L231 225L229 224ZM251 222H253V224ZM80 223L78 225H80ZM199 223L200 224L202 223L201 224L202 226ZM258 223H260V224H258ZM228 224L230 225V228H229V225ZM251 224L252 225H255V226L252 227V226H250ZM16 225H18V226H16ZM21 225L23 227H21ZM188 225H191V227H189ZM223 226H225V227H223ZM26 227H27V230H26ZM199 227H201V228H199ZM35 228L37 230H35ZM104 228L107 229V230H105ZM186 228L188 230H190V231L186 230ZM252 228H254V229H252ZM97 229H100V230H98L99 233H98ZM103 229L106 231V233H105V231H103ZM255 229H257V232L259 231L257 233V236H255L256 234L253 233V231ZM192 230H194V231H192ZM21 231L22 232L23 231H27L28 233L27 232L26 233L25 232L20 233ZM29 232H31V233H29ZM100 232L101 233L103 232V233L100 234ZM154 232H156V233H154ZM159 232H162L163 235H161ZM196 232H198L199 234H197ZM217 232H218V235H217ZM255 232H256V230H255ZM176 233H171L170 234L173 237H171L170 235H168V237H171L172 240H174V242H176V240H177L176 237H178V236L180 237V235L179 234H176ZM184 233H187V234L189 233L192 236V239H191V237H190L189 234H188L189 239L187 237H185L186 234H184ZM194 233H196V235ZM261 233H262V235H261ZM27 234H29L28 235V238L26 237ZM103 234L106 235V238L103 237ZM123 234L125 235V233H123ZM174 234H176L177 236H175ZM200 234L201 235L204 234L203 235V239L204 240L202 239V236ZM250 234H252V235L250 236ZM35 235H34V237H35ZM38 235L39 234H37V238L36 239H38ZM213 235H215V236H213ZM260 235H261V237H260ZM155 236H157V238ZM165 236H166V238H165ZM198 236L199 237L201 236L200 237L201 238L200 239L201 241L199 240ZM253 236H255V239L256 240L255 239L254 240L256 242H254V240L252 241L251 237L254 238ZM206 237H208V238H206ZM247 237H248V239L250 241L248 240V243L246 242L247 243L246 244L247 245V249H246V245H242V244L244 243V241L247 240ZM174 238H176V239H174ZM25 239H27V240L25 241ZM36 239H35V241H36ZM85 240H83L82 242H80L81 246H79V243L76 244V246L74 248V250L78 249V250H76V253H79L80 251L82 252V250H86L85 249L86 246H87V249L90 248V246H91L90 245L91 244L90 241H88V240L85 241ZM206 240H209V241H206ZM189 241H190V243H189ZM198 241H200V243L203 241L201 243L203 245L199 246L200 243H198ZM130 242L132 243V245L131 244L129 245ZM252 242L255 243V244H253ZM86 243H88V244H86ZM113 243H114V245H113L114 247L112 246ZM148 244H149V242H148ZM188 244L190 245L189 247H188ZM195 244H197V246ZM256 244H257V247H256ZM82 245H83V247H82ZM115 245H118V246H115ZM120 245L121 246L123 245V246L121 247ZM237 245H239L240 247H238ZM77 246H79V247L77 248ZM36 247H35V251H33L34 254H36ZM101 247H102V249H101ZM120 247H121V249H120ZM180 247H182V246H180ZM147 248H148V250H147ZM58 249L59 248H57V250ZM184 249H185V251H184ZM238 249H240V250H238ZM118 250H120V251H118ZM186 250H188V252ZM56 252H58V251H56ZM137 252H139V253H137ZM182 252H184L183 255H182ZM74 253H75V251H74ZM122 253L125 254V255H123ZM129 253H131V254L133 253L132 256H131V254L129 255ZM216 253H218V254H216ZM39 254L41 255V253H39ZM39 254L37 253V255H39ZM117 254H118V256H117ZM205 254H206V256H205ZM37 255L36 256L34 255L35 258L37 257V259L35 260V264H37V262L42 257V256L40 257V256H37ZM128 255L131 256L132 259H128V258H130ZM207 255H208V257H207ZM143 256L146 257V258H144ZM183 256H184V258H186L185 260H184ZM228 256L229 257L231 256L233 259L231 257L229 259ZM205 257H207V259H208L207 261L204 260ZM200 258L201 259L203 258V260H201ZM17 259H19V260H17ZM46 259H47V263L45 261V258L43 259L44 262L42 260H40L41 262L39 261V263H41V264L42 263L43 264L44 263L50 264V261H51V263L55 264L56 261H57L56 259H53V257H47ZM74 259L75 258H69L68 261L71 260L73 262V261H75ZM188 259H189V261H188ZM210 259L212 260V262H210L211 261ZM218 259H220V260L218 261ZM54 260H55V262H54ZM71 261L68 262V263L66 261V264H71ZM95 261H96V263H95ZM120 261H122V263H120ZM58 262L59 261H57L56 264H59V263L61 264V262H59V263ZM75 262H77V261H75ZM75 262H73L72 264H76ZM77 264H79V262H77ZM81 264H85V263H81Z\"/></svg>","mask_w":264,"mask_h":264},{"label":"bare ground","instance_id":"2","mask_svg":"<svg viewBox=\"0 0 264 264\" xmlns=\"http://www.w3.org/2000/svg\"><path fill=\"white\" fill-rule=\"evenodd\" d=\"M31 1V0H30ZM37 1H39V0H37ZM36 1V2H37ZM45 1V2H44ZM44 1H42V2H40L42 5H43V2H44V7H45V9H46V11H47V16L48 15H51V13L53 12V10L54 11H56L54 8H55V5L58 3V2H60V0H44ZM173 1H175V0H128L127 1V3H126V9H125V11H124V14H122V16H119L118 15V17H117V19L115 20H113V21H116V23L114 24V26H113V29L111 28V30H109L108 31V33H105V31H104V47H103V45H102V50L100 51V50H98V51H100L99 52V56L98 55H96V56H98L99 58H98V60H97V62H95L94 63V65L93 66H97L98 68H95L96 70H95V72L96 73H98V70L101 72V74L103 75V76H101V77H99V79H101L102 77L104 78L105 77V82H106V80L109 82V80L112 82H114L115 80H113L115 77H118L119 75V77H121V74H122V72H124V71H121V70H118L119 68V65L117 64L118 62H120L121 61V63L122 62H124L125 64H127L128 63V61H130L131 60V58H130V60H128V58H125V57H128L129 55L128 54H126V53H128L129 51H131L132 49H134L135 47H136V49L138 50V48H137V46L139 45L140 46V44H141V39L144 37H142L141 39H140V37H138L139 36V30H143L145 33H148V34H151L153 37H157L158 36V33L160 32V30H159V32H158V28L159 27H161L162 26V21L164 20L163 19V17L161 18L160 16H158V14H157V10L156 9H158L159 7H161V9H167L169 12V14H171V16L172 17H174V16H176L175 14L178 12V10L180 11L181 9H179L178 8V10H177V8H176V5H178V4H176L175 5V3H179V5H180V3H182V6L181 7H185V1L186 0H182V2H176V1H178V0H176L175 1V3L173 2ZM196 1V0H195ZM207 1V0H206ZM242 0H240L239 2H241ZM62 2H64V3H66L65 5H64V3H61V4H63L64 6H67V4L68 5H70L69 7H71V11H72V14L70 13L71 11L69 10V12L67 11V9H66V11H67V13H68V16H69V14H70V20H68L67 21V19H69V17H67V19L65 20V18H64V24L62 23V20H60L58 23H57V21H56V24L58 25H60V24H62L63 26L64 25H66V22L68 23V22H70L69 23V26H68V24H67V26L69 27L67 30L69 31V33L71 34V41H72V38H73V44H72V46L71 47H69L68 49V52L70 53H68V52H63L62 51V48H63V44L64 43H62V42H64L63 41V34H65L66 32V29L65 28H67V27H65L64 26V29H63V27H62V25H58L59 26V28H62V30L60 29V31H59V29H58V31L57 30H55V28H56V26L57 25H55V21L54 20H50V17H47L46 16V14H44V12H42L44 15H45V17H47V20H45L46 22H48V24H49V26H48V24H47V26L49 27V30L51 29L52 30V32H51V30L50 31H48V28H47V33L49 34V33H51L50 34V36H51V40H47V41H53L52 42V44L54 45L55 44V41L57 40L58 41V39L59 38H57V36H55V35H53V31L55 30V32H56V35H58V33L60 34V33H62L61 34V37L58 35V37H60V41H56V45H55V49H56V47H57V49H58V53H59V56H61L63 53H66L67 55H68V57H66V55H64L63 57H65L66 58V62H67V58L69 59L70 58V62H71V59H73L74 60V58H73V56L75 57V59H76V56H77V59L78 58H80V57H82L81 59L83 60L84 59V57L86 58V54H85V56H84V54H83V51L82 50H84L86 47H88V45L87 44H89V47L86 49L87 51L89 50V48H90V42L92 41L91 40V38L89 39V34H90V26H91V24H92V29L95 27V25H96V23L98 22H100V20H102L101 19V17L100 16H102L103 15V13H102V11H104V10H107V9H109L111 6H113L114 4V2H115V0H65V1H62ZM188 2V1H187ZM202 2V1H201ZM210 2V1H209ZM208 2V3H209ZM238 2V1H237ZM243 2V1H242ZM173 3H174V6H173ZM203 3V2H202ZM201 3V4H202ZM207 3V2H206ZM55 4V5H54ZM59 4V3H58ZM57 4V5H58ZM188 4V3H187ZM191 4V3H190ZM210 4V3H209ZM42 5H41V7H42ZM56 5V6H57ZM198 5V4H197ZM196 5V6H197ZM193 6V5H192ZM228 6V5H227ZM231 6L234 8L235 7V4L233 5V4H231ZM230 6V8L229 9H232L231 11H229L228 10V12H225V11H227V10H224V14L226 13V19H225V17H224V19H223V23L222 24H225V25H227L226 27L229 29V27H230V29L233 27V23H234V18H232V16H229V15H227V14H229V12H233L234 13V9L232 8ZM240 7H241V5H239ZM54 7V8H53ZM115 7V6H114ZM203 7V6H202ZM218 7V6H217ZM221 6H219V12H218V10H217V8H216V12H215V6H214V8H213V6H212V10L214 11H212L213 12V14H214V17H212L211 16V12H209V14H210V19H211V17H212V19L213 18H216V15L218 14V13H220V14H222V12H220L221 11V8H220ZM229 7V6H228ZM237 7V6H236ZM235 7V8H236ZM36 8V7H35ZM112 8V7H111ZM121 8H123V7H121ZM172 8V9H171ZM174 8V9H173ZM197 8H199V7H197ZM211 8V7H210ZM224 8V7H223ZM226 8V7H225ZM38 9V8H37ZM57 9V8H56ZM59 9V8H58ZM64 9V8H63ZM124 9V8H123ZM190 9H192L191 7H190ZM201 9H203V8H201ZM227 9V8H226ZM237 9V8H236ZM239 10L241 9V11L242 12H244L243 14H247V12H248V10L246 11L245 10V7H244V10L242 9V8H238ZM238 9H237V11L236 12H238ZM247 9V8H246ZM25 10V9H24ZM172 10V11H171ZM193 10V9H192ZM195 10V9H194ZM200 10V9H199ZM208 10V9H207ZM21 11V10H20ZM39 11H40V9H39ZM187 11H188V9H187ZM209 11H211V10H209ZM36 12V11H35ZM35 12H33L34 14H35ZM218 12V13H217ZM246 12V13H245ZM30 13H32V12H30ZM41 13V14H42ZM107 13V12H106ZM185 13V12H184ZM216 13V14H215ZM22 14H23V12H22ZM201 14V13H200ZM202 14H204V15H202V18L205 16V14H207V12L205 13V12H203ZM209 14H208V16H209ZM219 14V15H220ZM224 14H223V16H224ZM230 14H232V13H230ZM238 14H240V13H238ZM238 14H236V15H238ZM37 15V14H36ZM35 15V17H37ZM43 15V16H44ZM67 15V14H66ZM109 15V14H108ZM160 15V14H159ZM174 15V16H173ZM219 15H217L218 16V18H220L219 17ZM248 15V14H247ZM57 16V15H56ZM56 16H53L52 15V18L53 17H56ZM157 16H158V19H157ZM179 16V15H178ZM178 16H176V17H178ZM208 16H206L205 18H207ZM222 16V15H221ZM241 16H242V14H241ZM27 17H29L28 16V14H27ZM44 17V19H46ZM105 17H106V15H105ZM182 17V16H181ZM180 17V18H181ZM227 17H228V19H227ZM230 17H231V20H229L230 19ZM235 17V16H234ZM237 17V16H236ZM23 18V17H22ZM60 18V17H59ZM104 18V17H103ZM159 18L161 19V22L159 21ZM209 18H207V20L209 19ZM239 18H240V16H239ZM35 19V18H34ZM39 19V18H38ZM55 19V18H54ZM62 19V18H61ZM105 19V18H104ZM103 19V20H104ZM199 19H200V17H199ZM208 20V23H207V25L205 24V22L207 21V20H204V22H203V24H202V22H199V21H197V23L196 22H192L193 24H195L196 23V25H193L191 22H189V21H185V22H179V23H177V25H170L169 26V24L168 23H166L165 24V21H163V25L165 24V28H164V30H163V35L162 34H160L159 33V35H162V36H160L159 38H162L163 40H164V44L165 43H168V42H170L171 41V43L169 44V45H171L172 43H173V40L171 39V38H173L171 35H173V34H175V32L174 31H178L179 29L181 30V33H182V35L181 34H179V35H181L182 37H181V39L179 38L177 41H179L178 43L177 42H175L176 44H178L179 45V47H176V46H178V45H176L175 47L173 46V48L171 47V49H173L172 51H171V49H169V53L167 54H163V55H161L162 56V58L161 57H159L158 56V58L161 60L160 62L158 61L159 59H157V61L159 62H156V64H152V63H155V62H152L151 63V65L152 66H150V62H149V60L151 59V57H150V59H147V58H149V57H147L146 59H145V63L143 62L142 63V65H140L141 67L139 68V69H137V71L136 72H134V73H128L129 74V77H127V78H129V82L127 83V87H123L124 89L122 90V92L121 93H124V94H122V96L124 97L125 95L127 96V98L125 97L124 99H127L128 101H124L125 103H129V99H131L132 100V103H131V105L132 104H134L135 106L134 107H132V108H129V106L128 107H125V105H124V108H123V110H122V107L123 106H121V108H120V110L119 109H117L115 106H113L112 104H111V106H112V109L114 110L115 108V110L113 111L112 109H111V106H110V109L108 108V105H107V103H108V100H107V103L105 104V100H106V97L104 96V93H103V90H101V89H99L100 88V86L99 85H97V87L95 86V85H93L89 80H87L88 78H86V81H88V82H90L92 85H88V86H86L85 85V83L84 82H82L83 80L82 79H80L81 77L80 76H78V74H77V72H78V69H77V72L75 71V69H76V67H77V64H80V66L83 64L82 63V60H81V62H79L80 60L78 59V61H77V59H76V61L78 62H76V66H75V68L73 67V68H63V65H62V63H64L63 61H61L60 60V62H62L61 63V65H60V62H59V60H58V57L56 56V61H58V63H56L55 62V58H54V60H53V57L54 56H52V58L50 57L49 59H47L48 57H45L44 59L45 60H41V57H43L45 54L43 53V51H41L42 50V48H44V47H41V45L42 44H40V46L38 45H36L38 48H37V51H36V49H34L35 50V54H34V51H33V57H35L34 55H36L37 54V52H39L38 54H42V56H41V54L38 56V54H37V56H38V58L40 57V62L42 61V63H41V67H40V74L42 73L41 72V68H42V70H45V71H43L44 73H42L41 74V77L44 79V80H42V78H41V82L39 81V78H36V80H37V82H40L39 84H36V83H32V85H31V87H33L32 89H33V91H37L36 93H37V96H36V94H35V92H33L34 94H35V96L33 97L32 96V98L34 99V101H35V103H32L31 101H29V103H28V101L27 100H24L23 101V99H25V95H24V98L22 97V96H20V98H23L22 100H20V99H18V94H20V92L18 93V91L17 92H11L9 89L10 88H12V87H10L9 86V82L7 83V81L4 83L5 84V87H4V84L2 83V87H4V89H0V108H1V110L3 111V114H1L0 115V128L2 127V124H3V122L5 121L4 120V118L6 119V116H4V114H5V112H6V115H7V112H9L8 110H7V108H10V107H12V105H14L15 103H16V98L18 99L17 100V103L16 104H21V105H24V104H22L23 102L24 103H28V105H27V103H26V106H28L29 107V105H30V102H31V105H30V107L29 108H31V109H29L28 107H27V109H29V110H27L26 109V106L24 105V110L26 111H28V113H27V111H26V116H22V114H20V113H18L20 116H21V118H20V116H16L17 118H16V121L14 120V122H16V125H14V122H13V125H14V127L16 126L17 127V123L19 124V120L21 121V119H22V122L20 123V126L19 127H17L18 128V130H19V133H20V135L23 137V139L21 138V136L19 137V134H14V133H16V130L14 129V131L15 132H13V130L11 129V130H9V128H10V126H9V128H8V132H7V129H6V131H5V134L6 135H8L9 134V132H10V134L11 135H16L17 136V140H19L18 142H20V143H17V140L15 141V139H14V137H16V136H13L12 138H10V139H8V140H11V139H14V141L16 142V144H14V143H12L11 141H10V143H11V146H10V143L8 142V140H7V138H9L8 136H5V137H3V139H4V141L6 142L7 141V143H8V145L10 146L9 148H12L13 146L12 145H14V147L13 148H15L16 150H18V148H19V153L18 152H16V154H18V157L16 156V154L14 155V154H9L8 152H7V150H8V148H7V150H6V146L7 145H3L4 147H2V145L0 144V168H2L1 170H5L6 172H7V174L9 175V179L12 181L14 178H16V179H20V180H23L24 182H26L27 184H29V185H33L34 183V187H35V185H36V187H39L38 186V184H36L39 180H40V178L41 177H38V176H40V170H42V169H40V168H42L43 166H44V164H46L45 162L43 163V161H45L44 160V158L47 156V153H46V151H48L51 147H52V145H53V141H54V146L56 145V143H58V139H56V138H59V132H61L60 131V128L63 126V125H65V124H63V123H65V121L67 120V115L68 114H66V112H67V110H71V108L70 109H68V105L72 102V101H75L74 99H78V102H76V104H78V103H80V101H79V98L81 97V96H84L85 94H87L86 92L88 91V94L87 95H93L94 96V100H93V106H92V109H91V114H90V116L92 115L93 116V114H94V112H95V110L98 108V112H99V108L100 107H104L105 105L107 106V108L105 107V110L107 109V111H105V113H104V115H101L100 114V117H97L98 116V114H96L97 116H95V118L97 119L98 118V120H97V122L98 121H100V119L99 118H101V120H102V123H105L106 124V127H105V130L106 131H104L105 132V142H106V144H107V146H106V150L108 149V152H106L107 154V156H106V161H107V170H104V171H106V173L105 174H107L108 175V179L106 180V183H107V181H108V183H107V187H106V191L103 193L102 191L99 193L101 196H100V200H104V201H106L107 202V204L110 206V207H113V208H115L116 210H117V212H118V218H117V220H114L113 222L111 221V219H112V217H111V219L109 220V218H107L108 219V222H110L109 224H111V222H112V227H111V225H110V229L108 228L109 226V224L107 225L106 224V220H102L101 218V221H103V222H99V220H98V222L100 223V229H101V227H103L104 226V224H106L104 227L105 228H107V229H109V236L111 237V239H112V242L114 241V243L115 244H120V243H124V242H127V241H131V239H130V237L132 236L131 235V233L133 232V225H134V221L135 220H137V216H140L139 214H141V212H142V210L140 209V207L138 206H136V204H137V202L135 203V201L137 200H139L138 199V197H140V196H142V194H143V196H144V190H147V189H151V190H147L146 191V194L147 193H149L150 191H157V190H154V189H156V187L159 185V182H157L159 179H157V178H160V177H162V178H160V181L162 180V182H164V181H167L166 179H167V177H168V175L170 174L171 175V172L170 171H173L172 169H170L169 170V168H171V166H167L166 164H168V162L169 161H174V159H173V156L172 155H170V153H169V151L167 152V150L166 149H168V148H166L165 149V145L166 144H168V142L170 143V138H172V137H167L165 134H163V135H161L157 140H156V143H155V145H154V147L156 148V151H157V155L159 156H157L158 158H156L157 160L158 159H160V160H163V162H165V164L163 163V165H161V164H157L156 165V163H157V161L155 160V162L156 163H154L155 165V167H151L150 168V170L151 169H153L152 171H154V174H153V176L155 177H153V176H151L152 175V171L151 172H149L150 170H148V168H147V166L145 167L147 170H140V171H138L139 169H137L138 167H137V164L135 165L134 163H135V155H138L139 154V151H138V153L136 154L135 152L137 151L136 149V151L135 150H133V148L135 147V146H133V144L135 145V143H143L144 142V140H143V142L141 141L142 139V135H144V129H145V127L148 125H146V126H142V125H144V124H146L145 123V121L144 122H140L141 120L143 121L144 119H143V117L144 116H146V114H150V115H157V118L158 119H160L159 121H163L162 123H166V119L164 118V117H162L163 115H161L160 114V112H158V111H156L155 110V112L153 111V109L154 108H156V106L154 107V103H155V101L156 100H162L163 99V101H164V99L165 98H167V99H165V101H167L168 102V97L169 96H172V95H174L176 92H178L179 90H181V89H183V88H187V86L189 85L190 86V84H192L193 83V81H194V78H196V81H197V78L199 77V74L201 75V68H203V65L206 67L207 66V64L206 63H209L208 61L210 60V62H211V60H213L214 61V57H215V55L218 53V52H215V55H214V51H218V47L220 46L221 47V44H220V42L221 41H225L226 42V37H229V35L227 36L225 33H227L228 32V30H225L224 28H226L224 25H223V27H222V24H219L220 25V27L222 28V29H224L225 31H223L222 30V32H220L219 33V31H221V28L219 27H216V26H218L217 24L221 21L222 22V20H217V19H213V21H211V20ZM233 19V20H232ZM241 19V18H240ZM245 19V18H244ZM26 20H27V18H26ZM36 20H37V18H36ZM41 20V19H40ZM50 20V21H49ZM58 20V19H57ZM175 20V19H174ZM179 20V19H178ZM186 20H188L187 18H186ZM236 20V19H235ZM243 20V19H242ZM25 21V20H24ZM33 21H35V20H33ZM54 21V23H51V22H53ZM176 21V20H175ZM174 21V22H175ZM183 21V20H182ZM201 21H202V19H201ZM210 21H211V23L213 24V25H211V23H210ZM219 21V22H218ZM225 21V22H224ZM232 23H231V22ZM26 22V21H25ZM39 22V21H38ZM128 24H127V23ZM178 22V21H177ZM189 22V23H188ZM220 22V23H221ZM228 22H229V24L231 23V25H229L228 24ZM241 22V21H240ZM243 22H244V20H243ZM33 23V22H32ZM35 23H36V21H35ZM93 23H95L94 24V27H93ZM97 23V24H98ZM126 23V24H125ZM199 23V24H198ZM227 23V24H226ZM235 23H237V21L235 22ZM256 25L254 26L252 23V29L254 30V28L253 27H256L255 28V30H257V26H259L258 24V22H257V20H255V22H254ZM258 23V24H257ZM55 25L53 28H52V26L53 25ZM201 24V25H200ZM209 24V25H208ZM241 24V23H240ZM239 24V25H240ZM243 24V23H242ZM30 25V24H29ZM229 25V26H228ZM238 25V24H237ZM244 25H246V22H245V24ZM243 25V26H244ZM36 26V25H35ZM172 26V27H171ZM211 26H213V27H211ZM235 26V25H234ZM240 26H242V25H240ZM251 26V25H250ZM249 25H247V27H250ZM43 27H46V25L45 26H43ZM239 27V26H238ZM58 28V27H57ZM215 28H218V30L216 31V29ZM226 28V29H227ZM234 28V27H233ZM240 28V27H239ZM243 28V27H242ZM241 28V29H242ZM245 28V27H244ZM44 29V28H43ZM162 29H163V26H162ZM220 29V30H219ZM234 29H236V27L234 28ZM234 29H233V31H234ZM251 30V27H250V29L248 30V31H250ZM253 30H251V31H253ZM63 31L65 32V33H63ZM143 31H141V32H143ZM227 31V32H226ZM232 31V30H231ZM236 31L237 30H235V37L237 36L236 35ZM54 32V33H55ZM91 32H92V30H91ZM158 32V33H157ZM240 31H238V33H239ZM242 32V31H241ZM47 33H46V36H48L47 35ZM178 33H180V32H178ZM221 33H223V35L221 34ZM229 33H231V32H229ZM252 33V32H251ZM96 34V33H95ZM221 34V35H220ZM228 34V33H227ZM233 34H234V32H233ZM253 34V33H252ZM54 36V38H53V36ZM69 35V34H68ZM91 35V34H90ZM178 35V34H177ZM176 35V36H177ZM238 35H240V34H238ZM245 35V34H244ZM151 36V37H152ZM243 36V35H242ZM37 37V36H36ZM91 37V36H90ZM150 37V38H151ZM178 37V36H177ZM5 38V37H4ZM8 38V37H7ZM16 39H17V37H15ZM20 38V37H19ZM22 38V37H21ZM49 38V37H48ZM65 38V37H64ZM103 38V37H102ZM148 38V41H149V37H147ZM205 38H207L206 39V42H202V40L204 41V39ZM87 39H89L88 41H87ZM99 39V38H98ZM146 39V38H145ZM162 39H160V40H162ZM229 39V38H228ZM233 38H231V40H232ZM237 39V38H236ZM236 39H234L235 40V42H237V41H239L240 40V38H239V40H236ZM65 40V39H64ZM69 40H70V38H69ZM106 40V41H105ZM144 40V39H143ZM153 40H156V39H153ZM152 40V41H153ZM159 40V41H160ZM175 40H176V38H175ZM174 40V41H175ZM230 39H229V41H231ZM243 40V39H242ZM2 41V40H1ZM18 41H20V39L18 40ZM90 41V42H89ZM158 41V39H157V41H156V43H158L159 42ZM166 41V42H165ZM182 41V42H181ZM184 41H186V43H187V45L185 46V43H184ZM189 42V44H188V42ZM228 41V40H227ZM233 41V40H232ZM26 42H27V40H26ZM25 42V44H22V48H23V50L25 49V53L27 52L26 50V47H29L28 45H27V43ZM66 43V45H67V43H68V41L66 40L65 41ZM180 42L182 43V45H181V47H180ZM224 42V43H225ZM234 42V43H235ZM241 42V41H240ZM3 43V42H2ZM8 43V42H7ZM7 43H6V45H7ZM22 43V42H21ZM24 43V42H23ZM33 43V42H32ZM49 43V42H48ZM92 43V42H91ZM100 43H102L101 41H100ZM151 43V42H150ZM160 43H161V41H160ZM174 43V44H175ZM227 44H228V42H226ZM238 43V42H237ZM47 44V43H46ZM49 44H51V43H49ZM59 44L61 45L60 47H58L59 46ZM64 44V45H65ZM69 44H70V41H69ZM98 44V43H97ZM144 44V43H143ZM152 44V43H151ZM184 44V45H183ZM231 44H233V43H231ZM9 45V44H8ZM15 45V44H14ZM14 45H13V47H14ZM58 45V46H57ZM156 45V44H155ZM163 45V44H162ZM168 45V46H169ZM189 45V46H188ZM229 45H230V43H229ZM229 45H227V46H229ZM235 45H237V44H235ZM240 45V44H239ZM242 45H243V43H242ZM2 46V45H1ZM26 46V47H25ZM32 46V45H31ZM142 46V45H141ZM149 46V45H148ZM160 46V45H159ZM164 46V45H163ZM162 46V47H163ZM167 46V47H168ZM172 46V45H171ZM183 46H184V48H183ZM232 46V45H231ZM244 46V45H243ZM34 47V46H33ZM33 47H29V49H28V52H30V53H32V51H31V49L33 50ZM49 47V46H48ZM62 47V48H61ZM66 47V46H65ZM143 47V46H142ZM144 47H146V46H144ZM154 47V46H153ZM152 47V48H153ZM219 47V48H220ZM233 47H234V44H233ZM239 47V46H238ZM264 47V46H263ZM2 49H3V46L1 47ZM0 48V49H1ZM11 48V47H10ZM51 48H54V46H52ZM59 48H60V51H59ZM99 48V47H98ZM231 48V47H230ZM17 49V48H16ZM39 49H41V50H39ZM57 49L56 50H54L55 51V53H56V55L58 54L57 53ZM91 49V48H90ZM100 49H101V46H100ZM140 49V48H139ZM145 49V48H144ZM149 49V48H148ZM160 49V48H159ZM166 49V48H165ZM168 49V48H167ZM7 50V49H6ZM39 50V51H38ZM50 50V49H49ZM64 50H65V48H64ZM92 50V49H91ZM90 50V51H91ZM97 50V49H96ZM95 50V53L97 52ZM136 50V51H137ZM145 50H147V49H145ZM235 50V49H234ZM51 51V50H50ZM53 51V50H52ZM54 51L53 52H51V53H54ZM81 51V52H80ZM149 51V50H148ZM60 52H62L61 53V55H60ZM134 52V51H133ZM165 52V51H164ZM212 52H213V54H212ZM1 53V52H0ZM7 53V52H6ZM146 53V52H145ZM153 53V52H152ZM160 53V52H159ZM228 54H229V52H227ZM1 54H3V53H1ZM16 53H14L13 54V56L15 55ZM132 54V53H131ZM134 54V53H133ZM137 54V53H136ZM148 54V53H147ZM147 54H146V56H147ZM78 55H80V56H78ZM93 55H94V53H93ZM127 55V56H126ZM138 55V54H137ZM136 55V56H137ZM159 55V54H158ZM219 55V54H218ZM218 55H216V57H218ZM18 56L20 57V55L18 54ZM26 56V54L25 55H23V58H26L25 57ZM145 56V57H146ZM154 56H156V55H154ZM154 56L152 57V58H154ZM62 57V56H61ZM95 57V56H94ZM131 57V56H130ZM216 57H215V59H216ZM97 58V57H96ZM133 58H135V57H133ZM132 58V59H133ZM137 58V57H136ZM156 58H157V56H156ZM155 58V59H156ZM36 59H37V57H36ZM35 59V60H36ZM46 59H47V61H46ZM51 59V60H50ZM59 59H60V57H59ZM64 58H62V60H63ZM154 59V60H155ZM219 59V58H218ZM26 60H27V58H26ZM85 60V59H84ZM93 60V59H92ZM148 60V61H147ZM153 60V59H152ZM208 60V61H207ZM17 61V60H16ZM44 61H46L45 63H44ZM69 61V60H68ZM93 61H95V58H94V60ZM144 61V60H143ZM156 61V60H155ZM219 61V60H218ZM223 61H224V59H223ZM4 62V61H3ZM19 62V61H18ZM27 62H28V60H27ZM38 62V61H37ZM54 63V65H53V63ZM74 62V61H73ZM90 62H91V60H90ZM132 62V61H131ZM134 62V61H133ZM206 62V63H205ZM218 65H219V63L217 62V61H215ZM222 62V61H221ZM225 62V61H224ZM6 63V62H5ZM58 64V65H56V64ZM82 63V64H81ZM85 63H86V60H85ZM97 63V64H96ZM135 63V62H134ZM141 62H139L138 64H140ZM206 65H205V64ZM15 64H17V63H15ZM21 64V63H20ZM40 64V63H39ZM47 66H46V65ZM71 64H73L72 62H71ZM132 64V63H131ZM130 64V65H131ZM137 64V65H138ZM157 64H160L161 65V67L162 66H164V67H166V69H167V67H168V69H170V68H172L173 66V69L171 70L170 69V72L168 71V69H167V71L165 70V72H167L166 73V77L164 78H161L160 80L158 79V76H157V73H155V70H152L151 68L152 67H155V65L157 66ZM165 64H167V65H165ZM18 65V64H17ZM34 65V64H33ZM56 65V66H55ZM84 65V64H83ZM83 65L81 66V67H83ZM91 65H92V63H91ZM117 65H118V67H117ZM133 65V64H132ZM132 65L131 66H129V68L130 67H132ZM136 65V64H135ZM170 65H173V66H171L170 68H169V66ZM213 65H215V64H213ZM212 65V66H213ZM222 65V64H221ZM0 66H1V64H0ZM40 66V65H39ZM43 66H46V67H44V69H43ZM57 66H60L61 68L59 69H57L56 70V68H57ZM65 66H66V63H65ZM64 66V67H65ZM73 66V65H72ZM121 66H122V64H121ZM224 66H225V64H224ZM20 67V66H19ZM137 67V66H136ZM139 67V66H138ZM160 66L158 67L157 66V68H158V70L161 68ZM164 67H162V68H164ZM210 67H211V65H210ZM209 67V68H210ZM18 68V67H17ZM22 68V67H21ZM78 68V67H77ZM84 68V67H83ZM83 68H81V69H83ZM93 68V69H94ZM123 68V67H122ZM121 67H120V69H122ZM157 68H156V70H157ZM161 68V70H159V71H162L163 69ZM207 69H208V67H206ZM206 68H204L205 69V72H206ZM213 68V67H212ZM214 68H215V66H214ZM218 68H220L219 66H218ZM222 68V67H221ZM12 69L13 68H11V70L10 71H12ZM19 69V68H18ZM18 69H15V67H14V69H13V72H14V70H16L15 72H17V70ZM23 69V68H22ZM54 69H55V71H57L55 74H57V76H55L53 73L55 72L54 71ZM80 69V68H79ZM98 69V70H97ZM124 69V68H123ZM122 69V70H123ZM132 69V68H131ZM154 69V68H153ZM165 69V68H164ZM204 69H202V73H203V71H204ZM211 69V68H210ZM3 70H5V69H3ZM3 70H1V68H0V72L1 73H3ZM20 70V69H19ZM31 69H30V67H28V71H30ZM46 70H47V72H46ZM126 70H127V68H126ZM130 70V69H129ZM157 70V71H158ZM134 70H132V72H133ZM152 71H154V73L156 74V76H157V78H156V76H155V74L152 76ZM156 71V72H157ZM158 71V72H159ZM13 72H11L10 74H9V76H10V80H12V83H18V82H20V84H24V79H23V76H25L26 75V73H25V75L24 74H22V70H21V72L20 73H18V74H20V75H18L17 73H13ZM19 72V71H18ZM46 72V73H45ZM80 72H81V70H80ZM83 72V71H82ZM94 72V71H93ZM95 72H94V74H95ZM100 72H99V74H100ZM211 72V71H210ZM214 72V71H213ZM227 72V71H226ZM33 73V72H32ZM91 73V72H90ZM126 73H127V71H126ZM125 72L123 73V74H126ZM218 73H220V72H217L216 71V74H217V76H218ZM18 75V77H17V75ZM22 74V75H21ZM100 74V75H101ZM227 74V73H226ZM4 75H7V72H6V74L4 73ZM31 75H34V74H31ZM39 75V74H38ZM82 75V74H81ZM88 75H90V74H88ZM98 75V74H97ZM165 75V74H164ZM163 74H162V76H164ZM198 75V76H197ZM202 75H204V74H202ZM201 75V76H202ZM220 75H222V74H219V76ZM229 75V74H228ZM1 76H2V74H1ZM45 76V77H44ZM99 76V75H98ZM124 76V75H123ZM155 76V77H154ZM161 76V77H162ZM197 76V77H196ZM80 77V78H79ZM87 77V76H86ZM91 77V76H90ZM2 78H4V76H2ZM27 78V77H26ZM25 78V79H26ZM154 78H155V80H154ZM21 79L23 80L22 82H21ZM90 79V78H89ZM96 79V78H95ZM141 80L142 79V82L143 83H141L142 84V87L141 88H136V86H135V84H136V82L138 83V81L137 80ZM156 79H158V80H156ZM34 80H35V78H34ZM82 80V81H81ZM102 81H103V79H101ZM125 80V79H124ZM128 80V79H127ZM29 82V81H28ZM27 82V83H28ZM94 82H96V81H94ZM107 82V83H108ZM113 82L112 83H110V85L111 84H113ZM87 83V82H86ZM10 84H11V81H10ZM25 84H26V82H25ZM24 84V85H25ZM89 84V83H88ZM99 84V83H98ZM106 84V83H105ZM12 85V84H11ZM23 85V86H24ZM30 85L28 86V84H27V86H28V88H30V90H31V87H30ZM108 85H109V83H108ZM114 85H116V83H114ZM195 85V84H194ZM9 88H8V87ZM21 86V87H20ZM20 86H18V87H20V88H22V85H20ZM26 86V87H27ZM98 86H99V88H98ZM103 86V85H102ZM121 86V85H120ZM196 86V85H195ZM1 87V85H0V88H2ZM7 87V88H6ZM13 87H14V85H13ZM91 87V88H90ZM93 87V88H92ZM112 87V89H115V87L114 86H110L109 88H111ZM114 87V88H113ZM6 88V89H5ZM15 88H16V86H15ZM15 88H14V90H15ZM117 89V93L119 94V92L118 91H120L119 89L121 88H119L118 86L116 87ZM119 88V89H118ZM194 88V87H193ZM192 87H191V89L192 90H194ZM112 89H109L110 91H113ZM189 89H190V87H189ZM190 89V90H191ZM108 90V91H109ZM31 92H32V90H31ZM89 92H90V94H89ZM184 92V91H183ZM193 92V91H192ZM16 93H17V95H16ZM33 93H31V95L33 94ZM114 93V92H113ZM190 93H191V91H190ZM22 94V93H21ZM33 94V95H34ZM105 94H107V93H105ZM185 94V93H184ZM259 94V93H258ZM185 95H187V94H185ZM184 95V96H185ZM113 96V95H112ZM36 97V98H35ZM85 97H87V96H85ZM107 97H108V95H107ZM183 97V96H182ZM187 97H188V95H187ZM194 97V96H193ZM252 97V96H251ZM257 97V96H256ZM261 97V96H260ZM82 98V97H81ZM90 98V97H89ZM116 98V97H115ZM191 98V97H190ZM200 98H201V93H200ZM258 98V97H257ZM256 98V99H257ZM123 99V100H124ZM185 99V98H184ZM183 99V100H184ZM199 99V97L196 99V101ZM252 99H254L253 97H252ZM20 100V101H19ZM28 100H29V97H28ZM116 100V99H115ZM122 100V101H123ZM180 100V99H179ZM195 100V99H194ZM119 101V100H118ZM164 101V102H165ZM199 101V100H198ZM201 101V100H200ZM199 101V102H200ZM251 101V100H250ZM253 101V100H252ZM20 102V103H19ZM111 102V101H110ZM110 102H109V104H110ZM166 102V103H167ZM169 102H171V101H169ZM188 102V101H187ZM190 102V101H189ZM195 102V101H194ZM199 102H198V104H199ZM257 102H259V101H257ZM11 103H14V104H11ZM112 103V102H111ZM124 103V104H125ZM157 103V102H156ZM159 103V102H158ZM158 103H157V105H158ZM178 103V102H177ZM185 103V102H184ZM197 103V102H196ZM251 104H252V102H250ZM9 104H10V107H8L9 106ZM34 104V105H33ZM105 104V105H104ZM114 104H117V103H114ZM120 104V103H119ZM118 104V105H119ZM123 104V103H122ZM183 104V103H182ZM187 104V103H186ZM189 104V103H188ZM262 104H264V103H262ZM71 105V104H70ZM91 105V104H90ZM159 105H161V106H163L164 104L161 102V104H159ZM158 105V106H159ZM191 105H193V102H192V104ZM254 105V104H253ZM94 106H95V108H94ZM127 106V105H126ZM188 106V108L190 107L189 105H187ZM15 107H17V105H15ZM14 106H13V108H15ZM113 107H115V108H113ZM136 107V108H135ZM165 108H168V105L167 106H164ZM163 107V108H164ZM195 107V106H194ZM197 107V106H196ZM199 107V106H198ZM197 107V110L198 109H200V108H198ZM201 107V106H200ZM19 108V107H18ZM126 108V111L124 110ZM163 108H158L159 110H163ZM164 108V109H165ZM191 109L193 108L192 106L190 107ZM254 108V107H253ZM89 108H88V106H87V110H88ZM157 109V108H156ZM190 109V110H191ZM241 109H243V108H241ZM240 109V110H241ZM258 108H256V110H257ZM0 110V111H1ZM7 110V111H6ZM9 110H11V108L9 109ZM21 110V109H20ZM92 110H94V112L92 111ZM100 110H101V108H100ZM122 110V111H121ZM176 110H177V108H176ZM180 109H178V111H179ZM184 110V109H183ZM196 110V111H197ZM201 110V109H200ZM259 110V109H258ZM261 110V109H260ZM90 111V110H89ZM89 111H88V113H89ZM104 111V110H103ZM115 111H117V112H115ZM154 112V113H150V112ZM181 111V110H180ZM179 111V112H180ZM186 111H188L189 112V109H187V107H186V109H185V112ZM195 111V110H194ZM242 111V110H241ZM243 111H244V109H243ZM249 111V110H248ZM13 112H15V110L13 111ZM73 112V111H72ZM86 112V111H85ZM85 112H84V114H85ZM192 112V111H191ZM259 112V111H258ZM11 113V112H10ZM9 113V114H10ZM22 113V112H21ZM68 113V112H67ZM158 113V114H157ZM176 113H177V111H176ZM194 113V112H193ZM193 113H192V116H193ZM9 114H8V117H9ZM17 114V115H18ZM140 114V115H139ZM182 113H179V116H178V118H176L177 119V125L178 124H181V123H179L178 122V120H179V118H180V115H181ZM186 114V113H185ZM23 115H24V113H23ZM89 115V114H88ZM87 115V113H86V116H88ZM161 115V116H160ZM177 115H178V113H177ZM67 116V117H66ZM90 116H88V118L86 117L85 119V122L86 123H83V124H87V121L88 120H90L89 118H91ZM93 116V117H94ZM7 117V118H8ZM11 117V116H10ZM24 119H23V118ZM104 117V118H103ZM148 117H150V116H148ZM160 117V118H159ZM175 117H177V116H175ZM183 117L185 118L186 116L185 115H183ZM190 117H191V115H190ZM262 117V116H261ZM20 118V119H19ZM155 118V117H154ZM258 118V117H257ZM14 119V118H13ZM150 119V121L152 120V118H149ZM149 119H148V121H149ZM162 119V120H161ZM163 119H165V121L163 120ZM176 119H175V121H176ZM190 119L191 118H189V122H190ZM261 119V118H260ZM9 120H11V118L9 119ZM92 120V119H91ZM138 122H137V121ZM154 120V119H153ZM173 120V119H172ZM104 121V122H103ZM133 121H135V124H134V122ZM186 121V120H185ZM238 121V120H237ZM240 121V120H239ZM263 121V120H262ZM8 122V121H7ZM83 122V121H82ZM89 122V121H88ZM231 122H233V121H231ZM247 122V121H246ZM68 123V122H67ZM80 123L81 122H79L78 123V125H79V127L81 128L82 126H80ZM131 123H133V124H131ZM140 125H139V124ZM186 123V122H185ZM235 123H238V122H236V120H235ZM248 123V122H247ZM246 123V124H247ZM63 124V125H62ZM142 124V125H141ZM249 124V123H248ZM6 125L8 126V123H6ZM101 125V124H100ZM131 125V126H130ZM135 125V126H134ZM137 125H139V126H142V127H140V128H137L136 126ZM161 125V124H160ZM166 125H168V124H166ZM176 125V126H177ZM97 126V125H96ZM133 126H134V128H133ZM138 126V127H139ZM237 126V125H236ZM254 126V125H253ZM12 127V126H11ZM76 127V126H75ZM132 127V128H131ZM151 127V126H150ZM160 127V126H159ZM165 127V126H164ZM168 127V126H167ZM5 128H7V127H5ZM13 128V127H12ZM63 128V127H62ZM86 128V130L88 131V129H87V127H85ZM103 128H104V126H103ZM135 128H137V129H135ZM162 128V127H161ZM179 128V126H177V129ZM185 128H186V125H185ZM255 128H257V127H255ZM261 128V127H260ZM65 129V128H64ZM63 129V130H64ZM75 129V128H74ZM133 129V130H132ZM148 129L149 128H147V132H145V134L146 133H148ZM166 129V128H165ZM187 130H188V127L186 128ZM81 130V129H80ZM90 130V129H89ZM164 130V129H163ZM181 130V129H180ZM183 130V129H182ZM181 130V132L183 133V131ZM259 130V129H258ZM143 132L142 134H141V132ZM179 131V130H178ZM186 131V130H185ZM233 131V130H232ZM250 131V130H249ZM262 131V130H261ZM2 132H4V131H2ZM12 132H13V134H12ZM64 132V131H63ZM63 132H61L60 133V135H63L62 133ZM74 132V131H73ZM75 132H76V130H75ZM103 132V133H104ZM164 132V131H163ZM166 132L168 133L169 131H167L166 130ZM180 132V131H179ZM190 132V131H189ZM193 132V131H192ZM235 132H236V130H235ZM240 132V131H239ZM252 132H254V131H252ZM260 132V131H259ZM83 133H85V132H83ZM95 133V132H94ZM246 133V132H245ZM1 134V133H0ZM74 134V133H73ZM72 134V135H73ZM78 135H79V133H77ZM81 134H82V132H81ZM80 134V135H81ZM87 135H89L88 133H86ZM150 134V133H149ZM148 134V135H149ZM162 134V133H161ZM234 134V133H233ZM236 134V133H235ZM238 134V133H237ZM255 134H257L258 135V133L256 132ZM147 135V134H146ZM170 134H168V136H169ZM185 135H186V133H185ZM185 135H183V136H185ZM242 135H243V133H242ZM242 135H241V137H242ZM245 135L246 134H244V138H245ZM257 135L255 136V137H257ZM3 136V135H2ZM58 136V137H57ZM77 136V135H76ZM76 136H75V140H77V138H76ZM96 136V135H95ZM102 136V135H101ZM100 136V137H101ZM141 136V137H140ZM150 136V135H149ZM189 136V135H188ZM238 136V135H237ZM236 136V137H237ZM240 136V135H239ZM73 137V136H72ZM71 137V138H72ZM90 137V136H89ZM151 137V136H150ZM193 137V136H192ZM251 137V136H250ZM255 137H253V139H255V140H257ZM22 139V141H21V139ZM80 138H84V136L83 137H80ZM92 138H94L93 136H92ZM92 138H91V140H92ZM97 138H99V137H97ZM140 138V139H139ZM152 138V137H151ZM246 138H248V137H246ZM2 139V140H3ZM103 139V138H102ZM241 139V138H240ZM253 139H251V141L253 140ZM58 140V141H57ZM70 140V139H69ZM71 140H73V139H71ZM81 140V139H80ZM84 140V139H83ZM83 140H81V142H83ZM98 140V139H97ZM99 140H100V138H99ZM141 142H140V141ZM159 140V141H158ZM170 140V141H169ZM186 140V139H185ZM192 140V139H191ZM248 140V139H247ZM249 140H250V138H249ZM3 141V143L5 144V142ZM13 141V140H12ZM55 141H57V142H55ZM137 141V142H136ZM189 141V140H188ZM250 141V142H251ZM77 142H78V145L80 144V141H78L77 140ZM77 142H76V144H77ZM86 142V141H85ZM84 142V144L85 145H87L86 143ZM147 142V141H146ZM173 142V141H172ZM171 142V143H172ZM241 142H242V140H241ZM258 142H259V140H258ZM0 143H2V142H0ZM52 143V144H51ZM73 143H75V142H72V146H74V144ZM93 143H95V142H93ZM127 143L128 144H130L131 143V145L133 146H131L130 145V147H132L131 148V150L134 152H131L129 149H130V147L127 145ZM133 143V144H132ZM197 143V142H196ZM195 143V144H196ZM222 143V142H221ZM244 143V142H243ZM247 143H249L248 141H247ZM51 144V147L49 148V149H47L48 147H49V145ZM84 144L82 143V145L84 146ZM101 143H99V145H100ZM148 144H149V142H148ZM150 144H151V142H150ZM213 144H214V142H213ZM218 144L221 146V144L219 143V142H216V146L218 147ZM224 144V143H223ZM222 144V145H223ZM241 144V143H240ZM257 144V143H256ZM17 145L19 146L18 148H17ZM69 145V144H68ZM81 144L79 145V146H77V145H75L76 146V148L78 149V147H79V149H80V147L82 146ZM95 145V144H94ZM129 147H127V146ZM142 144H140V145H138L136 148H138V150L139 149H141L142 148V146H141ZM169 145V144H168ZM167 145V146H168ZM226 145V144H225ZM228 145V144H227ZM252 145V144H251ZM258 145V144H257ZM256 145V146H257ZM88 147H89V145H87ZM86 146V147H87ZM141 146V147H140ZM166 146V147H167ZM216 146H215V148H216ZM255 146V147H256ZM259 146V145H258ZM85 147V148H86ZM125 147H127L128 148V151L125 149L124 150V148ZM140 147V148H139ZM175 147V146H174ZM173 147V148H174ZM187 147V146H186ZM260 147V146H259ZM13 148H12V150H13ZM251 148H253L252 146H251ZM77 149H76V152H78L77 151ZM89 149H90V147H89ZM257 149V148H256ZM10 150V149H9ZM8 150V151H9ZM11 150V152H14V151H12ZM73 150H74V148H73ZM81 150H82V147H81ZM88 150V149H87ZM258 150V149H257ZM72 151V150H71ZM156 151H154V153L156 152ZM183 151H185V150H183ZM212 151H214V149L212 150ZM52 152V151H51ZM82 152V151H81ZM143 152V151H142ZM147 152V151H146ZM151 152H153V149L151 150ZM241 152H245V150L243 151H241ZM240 152V153H241ZM71 153V152H70ZM79 153V152H78ZM77 153V154H78ZM148 153L149 152H147V155H148ZM152 154V153H150V155H154L155 156V154ZM175 153V152H174ZM188 153V152H187ZM246 153V152H245ZM244 153V154H245ZM69 154V153H68ZM67 154V155H68ZM146 154V153H145ZM207 154V153H206ZM264 154V153H263ZM12 155H14V156H16L17 157V159H16V161L15 160H13L10 156ZM46 155V156H45ZM80 155H81V153H80ZM140 155V154H139ZM149 155V156H150ZM174 155V154H173ZM260 155H262L261 153H260ZM14 156H13V158H14ZM20 156V157H19ZM49 156V155H48ZM84 156H85V154H84ZM144 156V155H143ZM153 156V157H154ZM184 156V155H183ZM211 156H214V154H212ZM245 156V155H244ZM257 156H258V154H257ZM264 156V155H263ZM65 158H68V159H70L71 157H66V155L64 156ZM64 157H62V158H64ZM76 157H78V155L76 156ZM142 157V156H141ZM179 157V156H178ZM255 157H256V155H255ZM261 158H262V156H260ZM137 158H138V156H137ZM186 158V157H185ZM231 158V157H230ZM230 158H229V160H230ZM242 158V157H241ZM260 158V159H261ZM74 159V158H73ZM72 159V160H73ZM81 159V158H80ZM263 159V158H262ZM66 160V159H65ZM65 160H63V162H65ZM71 160V159H70ZM70 160H66L67 161V163H69L68 165L69 166H67L66 165V162H65V166H66V168L64 167V169H65V174H66V171H67V173L69 174H66L65 176H66V179H65V181L63 180L61 183V185L60 186H57V189L55 190L54 189V191H53V194H54V196H55V198H56V200L54 199V200H50L49 202H50V204H49V208H50V210L52 209V211H54L55 212V209H56V213L58 212V209H61V213L63 214V212L64 211H62V210H65V211H68V212H71V213H75L76 211L77 212H80V211H82V208L84 207V206H80V202H79V206H78V204H76L78 207H74V206H72L71 204V206H66V205H64L63 204V200H62V202H60V200L59 199H61L60 197H65V196H67L69 193L71 194V195H73V193H71V187L75 184H77V182H76V178L77 177H74V179H73V177H72V175H75V176H78L76 173H74L75 172V170L73 169V163L72 162H70ZM71 160V161H72ZM120 160H123V164H122V166L120 167L121 169L119 170L118 169V165H117V163H118V161H120ZM152 160V159H151ZM233 160H236V159H233ZM239 160V159H238ZM47 161V160H46ZM76 161V160H75ZM78 161V160H77ZM159 161V160H158ZM226 161V160H225ZM79 162H81V161H79ZM146 162V161H145ZM148 162V161H147ZM150 162H152V161H150ZM150 162H148V163H150ZM176 162V161H175ZM224 162V161H223ZM120 163V162H119ZM159 163V162H158ZM248 163V162H247ZM176 164H178V163H176ZM229 164H230V162L228 163V164H224V167H225V165H228L229 166ZM233 163H231V165H232ZM258 164V163H257ZM43 165V166H42ZM181 165V164H180ZM230 165V166H231ZM240 165L241 164H238V165H235L236 167H238V168H241L240 167ZM91 166H93V165H91ZM133 166H136V167H134L133 168ZM178 166V165H177ZM222 166H223V163H222ZM227 166V167H228ZM242 166V165H241ZM249 166V165H248ZM80 167V166H79ZM79 167H77V168H79ZM175 167H176V165H175ZM227 167H225V168H227ZM62 168V167H61ZM72 170H71V169ZM75 168V167H74ZM135 168L137 169L136 171H138V173L135 171ZM178 168V167H177ZM176 168V169H177ZM246 168V167H245ZM67 169V170H66ZM86 169H87V167H86ZM242 169V168H241ZM244 169V168H243ZM247 169V172H248V168H246ZM45 171H47L46 169H44ZM62 170H63V168H62ZM74 170V171H73ZM80 170V169H79ZM44 171V172H45ZM168 171H169V174H168ZM174 171H175V169H174ZM208 171V170H207ZM217 171H219V169L217 170ZM241 171H243V170H241ZM42 172V171H41ZM61 172V171H60ZM77 172V171H76ZM79 172V171H78ZM77 172V173H78ZM88 172V171H87ZM176 172V171H175ZM209 172V171H208ZM232 172V171H231ZM246 172V171H245ZM244 172V173H245ZM255 172V171H254ZM3 173V172H2ZM45 173H47V172H45ZM44 173V174H45ZM103 173V172H102ZM148 173L149 174H151L150 176L151 177H153V178H151V179H155L154 181H152V182H155V183H153V184H151V185H148L147 184V175H148ZM207 173V172H206ZM218 173V172H217ZM243 173V174H244ZM253 173V172H252ZM49 174V173H48ZM173 174H174V172H173ZM205 174V173H204ZM233 174H236V172L234 173L233 172ZM238 174V173H237ZM254 174V173H253ZM5 175V173L3 174V176ZM8 175H7V177H8ZM169 175V176H170ZM203 175V174H202ZM252 175V174H251ZM3 176H1V177H3ZM42 176V175H41ZM46 176V175H45ZM69 178H68V177ZM87 176V175H86ZM167 176V177H166ZM11 177V178H10ZM72 177V178H71ZM105 177V176H104ZM164 177V178H163ZM171 177V176H170ZM169 177V178H170ZM203 177V176H202ZM238 177H239V175H238ZM6 178V177H5ZM13 178V179H12ZM71 178V179H70ZM89 178V181H90V177H88ZM166 178V179H165ZM168 178V179H169ZM245 178V177H244ZM3 179V178H2ZM76 179V180H75ZM106 179V178H105ZM240 179H242V178H240ZM7 180V179H6ZM74 180V181H73ZM94 180V179H93ZM205 180V179H204ZM203 180V181H204ZM231 180V179H230ZM170 181V180H169ZM172 181H173V179H172ZM232 181V180H231ZM245 181V180H244ZM72 182H74V183H72ZM207 182V181H206ZM233 182H235V180L233 181ZM233 182H231L232 184H233ZM237 182V181H236ZM246 182V181H245ZM41 183V182H40ZM90 183V182H89ZM158 183V184H157ZM168 183V181L166 182V183H163V185H166ZM230 183V182H229ZM41 184H43V183H41ZM73 184V185H72ZM228 184V183H227ZM55 185V184H54ZM58 185V184H57ZM75 185L72 187V189L73 188H75V190H76V188L78 187V186H83L84 187V184H81V182L78 184V185H76V187H75ZM162 185V186H163ZM167 185H170V183L169 184H167ZM201 185H202V183H201ZM219 185V184H218ZM91 186V185H90ZM93 186V185H92ZM101 186V185H100ZM161 186V185H160ZM161 186V187H162ZM207 186V185H206ZM82 187V188H83ZM87 187H89V185L87 186ZM166 187V186H165ZM203 187V186H202ZM229 187V186H228ZM48 188V187H47ZM55 188V187H54ZM80 188V187H79ZM85 188V187H84ZM100 188V187H99ZM105 188V187H104ZM86 189V188H85ZM91 189V188H90ZM95 189H97V188H95ZM157 189H159V186H158V188ZM162 189V188H161ZM205 189H207V188H205ZM223 189V188H222ZM99 190H101V189H99ZM167 190V189H166ZM17 191V190H16ZM15 191V192H16ZM45 191V190H44ZM144 191V192H143ZM152 191V192H153ZM163 191V190H162ZM161 191V192H162ZM165 191V190H164ZM163 191V192H164ZM218 192H219V190H217ZM143 192V193H142ZM151 192V193H152ZM161 192H158V193H160L161 194ZM162 192V193H163ZM168 192V191H167ZM166 192V193H167ZM197 192L199 193V191L197 190ZM204 192V191H203ZM79 193V192H78ZM89 193V192H88ZM16 193H14V195H15ZM50 194V193H49ZM80 194V193H79ZM11 195V194H10ZM43 195V194H42ZM70 195V196H71ZM81 195H82V192H81ZM86 195V194H85ZM90 195V194H89ZM150 195V193L148 194V196ZM153 195V194H152ZM151 195V196H152ZM163 195V194H162ZM162 195H160L161 197H162ZM190 195V194H189ZM188 195V196H189ZM200 195V194H199ZM13 196V195H12ZM47 196H48V194H47ZM94 196V195H93ZM151 196H149L150 197V199H151ZM154 196V195H153ZM155 196H156V194H155ZM216 196V195H215ZM46 197V196H45ZM74 197V196H73ZM81 197V196H80ZM89 197V196H88ZM200 197H201V195H200ZM229 197V196H228ZM13 198V197H12ZM35 198V197H34ZM50 198H51V194H50ZM86 198H87V196H86ZM86 198H85V200H86ZM95 198V197H94ZM94 198H92L93 200H94ZM186 198H187V196H186ZM73 199V198H72ZM78 199H80L79 198V196H78ZM77 199V200H78ZM84 199V198H83ZM82 199V200H83ZM98 199V198H97ZM136 199V200H135ZM189 199V198H188ZM187 199V200H188ZM195 199V198H194ZM222 199V198H221ZM35 200H36V198H35ZM93 200H91L92 201V205H93ZM96 200V199H95ZM141 200H143L142 198H141ZM190 200V199H189ZM192 200V199H191ZM40 201V200H39ZM47 201V200H46ZM45 201V202H46ZM140 201V200H139ZM138 201V202H139ZM193 201V200H192ZM195 201V200H194ZM44 202V203H45ZM51 202H52V207H51ZM85 202V201H84ZM86 202H87V200H86ZM97 202H99L98 200L96 201V203ZM141 202V201H140ZM221 202V201H220ZM15 203V202H14ZM43 203V202H42ZM44 203H43V205H44ZM94 203H95V201H94ZM100 203V202H99ZM47 204H48V202H47ZM85 204V203H84ZM87 204V203H86ZM196 204H198L197 203V201H196ZM216 204V203H215ZM219 204V203H218ZM33 205V204H32ZM31 204H30V206H32ZM35 205V204H34ZM42 205V204H41ZM75 205V206H76ZM88 205V204H87ZM139 205V204H138ZM29 206V207H30ZM48 206V205H47ZM212 206V205H211ZM214 206V205H213ZM28 207V208H29ZM150 207V206H149ZM189 207V206H188ZM205 207V206H204ZM19 208H20V206H19ZM31 208H33L34 209V207H31ZM53 208H54V210H53ZM79 208H81V210L79 209ZM96 208V207H95ZM94 208V209H95ZM214 208V207H213ZM260 208H261V206H260ZM46 209V208H45ZM44 209V210H45ZM90 209V208H89ZM180 209V208H179ZM178 209V210H179ZM254 209H256V208H254ZM258 209V208H257ZM29 210H31V209H29ZM37 210V209H36ZM97 210V209H96ZM175 210V209H174ZM196 210H199V209H196V208H194L193 210H192V214H191V217H192V215L194 216V218H196L197 216L199 217V215H198V213H196ZM213 210H215V208L213 209ZM218 210V209H217ZM241 210V209H240ZM239 210V211H240ZM244 210V211H243ZM242 211L244 212V213H247V210H245V209H243ZM250 210V209H249ZM262 210V209H261ZM16 211H17V209H16ZM38 211V210H37ZM47 211H48V209H47ZM91 212H92V210H90ZM181 212H182V210H180ZM191 211V210H190ZM202 211V210H201ZM219 211V210H218ZM217 211V212H218ZM238 211V210H237ZM238 211V215H240V216H242L243 217V212L241 211V213ZM246 211V212H245ZM252 211V210H251ZM19 212H20V209H19ZM30 212V211H29ZM40 211H38V213H39ZM195 212V213H194ZM236 212V211H235ZM234 212V213H235ZM23 213V212H22ZM28 213V212H27ZM37 213V214H38ZM47 213V212H46ZM82 213V212H81ZM85 213V212H84ZM185 213H187L186 211H184L183 213H180L179 214V216H180V219H178L175 223H172L171 225H169L171 222H174L173 220H171V222H166V223H159V225H161L162 226V229H163V231H167L166 233H165V235L169 232V234L168 235H170L171 233H176L175 231H171L170 229H171V227H173V225H176V223L177 224H184V226H183V232H184V229H185V227H186V225H187V223L189 222V217H188V215H186ZM206 212H204V214H205ZM248 213H249V211H248ZM8 214H10V213H8ZM26 214V213H25ZM40 214V213H39ZM38 214V215H39ZM48 214H49V211H48ZM80 214V213H79ZM86 214V213H85ZM195 214V215H194ZM203 214V215H204ZM212 214V213H211ZM215 214H218V213H215ZM21 215H23V214H20V215H18L17 217H20L21 218V220L23 221V219H24V217L23 216H21ZM37 215V216H38ZM44 214H42V216H43ZM46 215V214H45ZM50 215V214H49ZM48 215V216H49ZM59 215V214H58ZM91 215V214H90ZM116 215V214H115ZM143 215H144V213H143ZM142 215V216H143ZM210 215V214H209ZM248 215V214H247ZM257 215V214H256ZM262 215V214H261ZM14 216H16V215H14ZM28 216H29V214H28ZM31 216V215H30ZM51 216H53V215H51ZM74 216V215H73ZM85 216H87V215H85ZM178 216V217H179ZM187 216V217H186ZM230 216V215H229ZM16 217V218H17ZM77 217V216H76ZM81 217V216H80ZM88 217V216H87ZM87 217H85V220H86V223L84 224V223H82V221H80L79 220V222H78V224L80 223V225H78V224H76V226H75V224H73V228H71V227H69L68 229H67V227L65 226V225H62V223L60 224V225H55V223H56V221L54 222L52 219L50 220V219H47V220H44L45 222H44V224L43 225H40V227L38 228V226H37V229H41L40 230V232L38 233V230L35 228V230H37L36 231V233L37 234H39L38 235V239H36L37 238V234L35 235V237H34V235H29V234H27L26 235V237L28 238V235H29V241H30V237H32V239H34V242H33V244L35 245V244H37V245H35V247H36V254H34V252L33 251H35V247L34 248H29L30 246L28 245V249H33L32 251H30V254H29V259L27 258V260L26 261H24L23 263L24 264H35V260L37 259V257L35 258V256L37 255V253L39 254V253H41V255L39 254V255H37V256H42L41 258H40V260H42L43 261V259L45 258V261H46V263H47V257H53V259H56L57 261H59V262H61V264H66V261H67V263L68 262H70L71 260H69L68 261V259L69 258H75L74 260L75 261H77V262H79V264H81V263H85L86 264V262H87V260H88V256H89V254L93 251V250H97V248H98V245H99V240H100V238L98 239V236H95V232H96V227H98V225H95L96 223H95V221H94V224H93V222H89L90 221V219L89 220H87L88 218ZM91 217V216H90ZM102 217V216H101ZM114 217H116V216H114ZM135 217H136V219H135ZM209 217V216H208ZM214 217V213H213V215H212V218ZM19 218V219H20ZM39 218V217H38ZM84 218V217H83ZM87 218V219H86ZM93 218V217H92ZM97 218V217H96ZM99 218V217H98ZM103 218V217H102ZM173 218H174V216H173ZM173 218H171V219H173ZM187 218V219H186ZM210 218V217H209ZM209 218H207V219H209ZM215 218H216V215H215ZM234 218H236V219H233L234 221V224L236 225V224H238V223H235L236 222V220L238 219V216L236 217H234ZM243 218H245V216L243 217ZM15 219V218H14ZM18 219V218H17ZM95 219V218H94ZM197 219V218H196ZM207 219H206V223H204L203 222V225H204V228H201V227H199V228H201V229H199V230H202V231H204V229L206 230V232L208 233L210 230L208 229V228H210V227H214V226H212L213 224H212V222H211V220H210V222L207 224V222L209 221H207ZM250 219L251 218H249V221H250ZM21 220H19V221H21ZM35 220V219H34ZM38 220V219H37ZM48 220H50V221H48ZM76 220V219H75ZM96 220V219H95ZM139 220V219H138ZM205 220V219H204ZM203 220V221H204ZM240 220V219H239ZM17 220H15L14 222H16ZM43 221V220H42ZM88 221V222H87ZM92 221V220H91ZM186 221V225H185V222ZM199 221V220H198ZM198 221H196L197 223H198ZM230 221V220H229ZM18 222V221H17ZM38 222V221H37ZM214 222V221H213ZM231 223H233L232 222V220L230 221ZM230 222H229V224H230ZM237 222H238V220H237ZM20 223V222H19ZM22 223V222H21ZM69 224H71L70 222H68ZM77 223V222H76ZM98 223V224H99ZM190 223V222H189ZM192 223V222H191ZM252 224H253V222H251ZM40 224V223H39ZM42 224V223H41ZM196 224V223H195ZM200 224V223H199ZM202 224V223H201ZM200 224V225H201ZM210 224H212L210 227H209V225ZM215 224V223H214ZM228 224V225H229ZM233 224V225H234ZM250 225V226H255V225ZM258 224H260V223H258ZM8 225V224H7ZM96 227H95V226ZM179 225V227H182V225L180 226ZM199 225V226H200ZM227 225V226H228ZM231 225V224H230ZM230 225H229V228H230ZM234 225V226H235ZM16 226H18V225H16ZM189 227H191V225H188ZM187 226V227H188ZM194 226V225H193ZM202 226V225H201ZM236 226H238V225H236ZM13 227V226H12ZM21 227H23L22 225H21ZM195 227V226H194ZM193 227V228H194ZM223 227H225V226H223ZM258 227V226H257ZM104 228V229H105ZM192 228V229H193ZM217 228V227H216ZM215 228V229H216ZM232 228V227H231ZM235 228V227H234ZM240 228V227H239ZM25 229V228H24ZM31 229V228H30ZM100 229H97V231L98 230H100ZM103 229V231H105V230H107V229H105L104 230ZM138 229V228H137ZM156 229V228H155ZM182 229H181V231H182ZM191 229V228H190ZM197 229V228H196ZM228 229V228H227ZM226 229V230H227ZM252 229H254V228H252ZM258 229V228H257ZM257 229H255L256 230V232H255V230L253 231V233H255L256 235L255 236H257V233L259 232H257ZM261 229V228H260ZM26 230H27V227H26ZM34 230V231H35ZM186 230H188L187 228H186ZM208 230V231H207ZM220 230V229H219ZM236 230V229H235ZM240 230V229H239ZM181 231L179 230V232L178 233H176V234H179L180 235V237L178 236V237H176L177 238V240H176V242L178 241V239L180 238L181 239ZM188 231H190V230H188ZM192 231H194V230H192ZM198 231V230H197ZM213 230H211L210 232H212ZM250 231V230H249ZM262 231V230H261ZM23 232H27V231H23ZM22 231L20 232V233H23ZM158 232V231H157ZM199 232V231H198ZM198 232H196L197 234H199ZM205 231H204V234L206 233ZM221 232V231H220ZM219 232V233H220ZM237 232V231H236ZM28 233V232H27ZM29 233H31V232H29ZM98 233H99V231H98ZM103 233V232H102ZM101 232H100V234H102ZM105 233H106V231H105ZM123 233H125V235L123 234ZM154 233H156V232H154ZM161 235H163L162 234V232H159ZM196 233H194L195 235H196ZM201 233V232H200ZM223 233V232H222ZM252 233V234H253ZM99 234V235H100ZM133 234V233H132ZM176 234H174L175 236H177ZM184 234H186V236L185 237H187L188 239H189V237H188V234L187 233H184ZM203 234V235H204ZM252 234H250V236L252 235ZM260 234V233H259ZM20 235V234H19ZM168 235H166L167 236V239H169V241L168 240H164V241H162V242H160V241H158V240H154V241H151V240H149L148 242H149V244H148V242L146 243L147 244V246L148 245H150V251H148L149 252V255H148V262H149V264H168L169 263V261L170 262H172L173 260H172V258L173 259H175L176 257H177V255H178V253H179V255L181 254L179 251H181V250H183V248L185 247V245L187 246V244L183 241V240H185L184 238H182L181 240H182V242H184V243H182L183 245H184V247H183V245L182 244H178V242L180 243L181 241H180V239H179V241L176 243V242H174V240H172V238L171 237H173V236H171V237H168ZM173 235V234H172ZM190 235V234H189ZM194 235V236H195ZM201 235V234H200ZM203 235H201L202 236V239H203ZM207 235H209V233L207 234ZM217 235H218V232H217ZM261 235H262V233H261ZM261 235H260V237H261ZM102 236V235H101ZM159 236V235H158ZM166 236H165V238H166ZM184 236V235H183ZM200 236V237H201ZM210 236V235H209ZM208 236V237H209ZM213 236H215V235H213ZM255 236H253L254 238H252L251 237V239H252V241L255 239ZM103 237H105L106 238V235L105 234H103ZM156 238H157V236H155ZM190 237H191V239H192V236L190 235ZM196 237V236H195ZM194 237V238H195ZM199 236H198V238H199V240L201 239ZM208 237H206V238H208ZM217 237V236H216ZM104 238V239H105ZM171 238V239H170ZM176 238H174V239H176ZM212 237L210 236V239L209 240H212L211 239ZM228 238V237H227ZM261 238H264V237H261ZM32 239H31V241H32ZM35 239H36V241H35ZM88 240V241H90V248H88L87 249V246L85 247V249L86 250H82V252L80 251H78L79 253H76V250H78V249H76V250H74V248H75V246H76V244H78L79 243V246H81V244H80V242H82L83 240ZM130 239V240H129ZM150 239V238H149ZM27 239H25V241H26ZM37 240H38V242H37ZM85 240V241H86ZM187 240V239H186ZM195 240V239H194ZM204 240V239H203ZM209 240H206V241H209ZM214 240V239H213ZM236 240V239H235ZM246 240V239H245ZM248 237H247V240L246 241H244V243L242 244V245H246L247 243H248ZM256 240V239H255ZM254 240V242H256ZM28 241V242H29ZM30 241V242H31ZM104 241V240H103ZM172 241V242H171ZM192 241V240H191ZM201 241V240H200ZM200 241H198V243H200ZM250 241V240H249ZM29 242V243H30ZM37 242V243H36ZM105 242V241H104ZM109 242V241H108ZM188 242V241H187ZM203 242V241H202ZM201 242V243H202ZM247 242V243H246ZM28 243V244H29ZM84 243V242H83ZM114 243L112 244V246L114 245ZM189 243H190V241H189ZM194 243V242H193ZM200 243V245L199 246H201V245H203V244H201ZM206 243V242H205ZM253 243V242H252ZM86 244H88V243H86ZM132 245V243L130 242L129 243V245ZM253 244H255V243H253ZM252 244V245H253ZM84 245V244H83ZM83 245H82V247H83ZM196 246H197V244H195ZM194 245V246H195ZM223 245V244H222ZM79 246H77V248L79 247ZM115 246H118V245H115ZM121 246V245H120ZM123 246V245H122ZM121 246V247H122ZM180 246H182V247H180ZM190 245L188 244V247H189ZM193 246V245H192ZM224 246V245H223ZM227 246V245H226ZM238 247H240L239 245H237ZM103 247V246H102ZM102 247H101V249H102ZM114 247V246H113ZM112 247V248H113ZM121 247H120V249H121ZM134 247V246H133ZM149 247V246H148ZM212 247V246H211ZM235 247V246H234ZM256 247H257V244H256ZM40 250H38V249ZM57 248H59L58 250H57ZM117 248V247H116ZM181 248V249H180ZM27 249V250H28ZM84 249V248H83ZM119 249V248H118ZM135 249V248H134ZM146 249V248H145ZM186 249V248H185ZM185 249H184V251H185ZM218 249V248H217ZM235 249V248H234ZM246 249H247V245H246ZM116 250V249H115ZM114 250V251H115ZM147 250H148V248H147ZM215 250V249H214ZM238 250H240V249H238ZM56 251H58V252H56ZM74 251H75V253H74ZM117 251V250H116ZM118 251H120V250H118ZM123 251V250H122ZM121 251V252H122ZM137 251V250H136ZM187 252H188V250H186ZM203 251V250H202ZM217 251V250H216ZM24 252V251H23ZM133 252V251H132ZM206 252V251H205ZM225 252V251H224ZM223 252V253H224ZM96 253V252H95ZM112 253V252H111ZM120 253V252H119ZM118 253V254H119ZM134 253V252H133ZM132 253V254H133ZM137 253H139V252H137ZM177 253V254H176ZM183 253L184 252H182V255H183ZM211 253V252H210ZM214 253V252H213ZM230 253V252H229ZM118 254H117V256H118ZM123 254V253H122ZM131 253H129V255H130ZM132 254H131V256H132ZM174 254V255H173ZM216 254H218V253H216ZM239 254V253H238ZM35 255V256H34ZM97 255V254H96ZM123 255H125V254H123ZM128 255V256H129ZM178 255V256H179ZM214 255V254H213ZM230 255V254H229ZM122 256V255H121ZM131 256H129L130 258H128V259H132L131 258ZM140 256V255H139ZM181 256V255H180ZM205 256H206V254H205ZM227 256V255H226ZM144 257V256H143ZM182 257V256H181ZM180 257V258H181ZM207 257H208V255H207ZM207 257H205V261H207L208 259H207ZM229 257V256H228ZM231 257V256H230ZM230 257H229V259H230ZM15 258V257H14ZM18 258V257H17ZM38 258V259H39ZM114 258V257H113ZM117 258V257H116ZM124 258V257H123ZM136 258V257H135ZM144 258H146V257H144ZM179 258V259H180ZM183 258H184V256H183ZM232 258V257H231ZM23 259V258H22ZM21 259V260H22ZM77 259V260H76ZM118 259V258H117ZM138 259V258H137ZM136 259V260H137ZM186 258H184V260H185ZM190 259V258H189ZM189 259H188V261H189ZM201 259V258H200ZM233 259V258H232ZM17 260H19V259H17ZM39 260V261H40ZM119 260V259H118ZM121 260V259H120ZM124 260V259H123ZM127 260V259H126ZM145 260V259H144ZM177 260V259H176ZM191 260V259H190ZM201 260H203V258L201 259ZM200 260V261H201ZM211 260V259H210ZM220 259H218V261H219ZM39 261L37 262V264L39 263ZM57 261H56V263H57ZM75 261H73V262H75ZM131 261V260H130ZM204 261V262H205ZM14 262V261H13ZM41 262V261H40ZM44 262V261H43ZM49 262V261H48ZM54 262H55V260H54ZM58 262V263H59ZM65 262V263H64ZM72 261H71V264L73 263ZM77 262H75L76 264H77ZM94 262V261H93ZM196 262V261H195ZM194 262V263H195ZM199 262V261H198ZM210 262H212V260L210 261ZM17 263V262H16ZM20 263H22V262H20ZM20 263H18V264H20ZM46 263H44V264H46ZM55 263V264H56ZM87 263H89V262H87ZM95 263H96V261H95ZM120 263H122V261H120ZM129 263V262H128ZM133 263V262H132ZM190 264L192 263V262H189ZM209 263V262H208ZM39 264H41V263H39ZM43 264V263H42ZM50 264H53V263H51V261H50ZM60 264V263H59ZM123 264V263H122ZM125 264V263H124ZM134 264V263H133ZM170 264V263H169ZM171 264H173V263H171ZM193 264V263H192ZM196 264V263H195ZM200 264H201V262H200ZM202 264H204L203 262H202ZM205 264H207V262H205ZM211 264V263H210ZM214 264V263H213ZM231 264V263H230Z\"/></svg>","mask_w":264,"mask_h":264}]
</instances>
